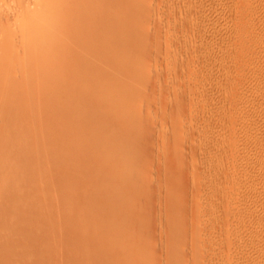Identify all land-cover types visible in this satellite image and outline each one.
I'll return each instance as SVG.
<instances>
[{
  "label": "rangeland",
  "instance_id": "374dc122",
  "mask_svg": "<svg viewBox=\"0 0 264 264\" xmlns=\"http://www.w3.org/2000/svg\"><path fill=\"white\" fill-rule=\"evenodd\" d=\"M70 1L69 0H0V7L3 9L5 7V9H4L5 11L3 9H1L0 15L2 14L1 16H5L7 14L6 18L4 17V20H2V19L1 20L5 21L7 19V17L11 18L12 16L15 18L14 19L12 17L10 19L11 21L10 20L8 21V19L6 20L7 22H10V23H8L9 25H7V23L5 25L4 23L6 21L2 23L1 20H0V24L1 23L4 24V27L6 26L5 28L7 30H8V26H9V30H11L12 25H14V23H17L18 26H20L19 24H21L20 23L21 20L19 22L15 21V20H17L19 18V16L21 17V15H23L22 16V19H23L24 16L30 14L31 11H29V10L32 9L33 6H35V5H33V3H35V2L38 4L40 3L41 5H48L50 7L52 6L51 8L56 7L59 4L57 6L58 9L62 8V2H63L66 5V7H65V5L63 4L64 5L63 8L65 7L66 10L67 9L69 10V8H67V6L70 7L69 6L70 3L73 4L74 2H78L79 5H76L77 3L75 4V7L77 6L76 7L77 9H79L78 6L80 7V4L82 6L84 4L85 7H89L88 10L90 9V7L93 11L96 10L95 9L96 6L92 7V3H91L92 0H90V4L88 3L89 0H87L88 2L87 1L85 2V0H70ZM93 1H95V0H93ZM96 1H98V0H96ZM101 1H103V0H101ZM111 1L114 2L115 0L104 1V4H102V6L104 5V7H105L104 9L106 11L104 9L102 11H99V13L102 12V14H100V15L98 14L100 17L97 15L95 16L94 19H96V20H94L95 22L92 21V25H88V23H91V22L87 23L86 21H91L93 18L92 14L95 15L94 13L97 14L98 13L97 10L99 8L102 9L99 6H97V7H99L96 10L97 12L96 11L93 12L90 9L91 11L87 10L88 11V12L86 11L87 13H83V14H86L85 16H87V14H88V18H90L91 20L90 19L85 20L84 15L81 13L83 11L80 10L83 7H81L79 9L81 12L79 10H77L78 13L80 12V14H82V15H79L80 21H78V22L76 21L78 19V14L76 15V11H75V14H73L74 13V11H73L74 7L72 9H70V11H72V13L68 11L69 14L71 13V14H73V16L74 15L77 16V18L75 20V19H73L72 15H71L72 18H70L71 16H69V14H68L69 18L73 19V21L69 20L68 16H67V18H65L66 15L61 16V13L65 14L64 13L65 9H63L64 12L61 10V12L56 13L58 11L57 7H56L57 11H55V9L53 8V10L55 11V13H54L53 10H52L53 12L51 11V8L50 9L48 8L49 12H50L49 14L51 16H53V14L54 15L58 14L57 15L58 17H59V15L61 16L59 18H56L57 21L55 20L57 23L60 22V24H61L60 25L61 28L58 27V29L54 26L55 29L59 30L58 32H61L63 30V28H65L64 30H66V31L64 33H66V36H67V34L69 35L68 30L70 29L71 25H73L74 23H76V24L79 23V25H78L79 27L77 25L75 27L74 26L75 24L73 25L75 27V28L74 27L71 28V29L74 28L73 32L76 31L77 34L80 33V35L82 33L83 34L84 33H88V34L94 33L93 34L94 39H92L93 37L91 35H90V39H89L88 34L87 35L85 34L86 36H84L82 34L84 37L83 36L81 37L79 35V37H81V39H79L80 42H76L75 41L76 37H75L74 41L76 43H73V42L71 43V41H72L71 40L72 38L70 39L71 34L69 37L67 36V38H66L65 34H63V31H62V35L65 36L64 39L60 36L62 38V40L58 39V38H60L59 34H58V36L56 35L58 32L55 34L56 36L54 35L55 38H57V40H55V38H54V40H52V39L46 40V38H50V37L53 38L54 37V36H51L52 32L50 33L51 35L48 34L49 33L48 32L46 38L44 36L46 34L43 35L44 38L41 35L42 36L41 40H43V39H45V40L43 42H40L39 41L40 40L39 39L40 34L35 35L36 32H34L35 33L34 34L35 39L31 38V40H30V38H29L30 36H29L28 37L29 39L27 40L25 38L28 35L25 37L23 35V33H20V36L17 39L16 37H18V34L20 32L18 30L20 27H17L16 26L17 24L14 25L17 27V30H15L16 29L15 27H13L15 29L11 30L12 32L14 30L18 31L17 33L14 32V36H12V38L14 37L18 41L20 40V42L18 44V42L13 38L12 40L14 41V44H13V42L12 43L9 42L8 44L10 47L13 45V50L10 47H9L10 48L9 50L13 51L14 53L7 50L8 53H12V55L14 56L15 53L19 54V51H21V52H23V55L25 57L26 51L25 52L22 51L21 48L24 50H27L26 49L27 46L24 47L25 45H28L31 47L34 46L36 48L32 47L33 49H35L34 54H32V53H31L32 55L28 54L31 57V58L29 57L30 59H28L29 64H27L28 62L26 61L28 56L26 58H24L25 60L23 59L24 61L23 60L21 61L22 58L19 59L20 60L19 61L18 59H16L15 56H14L15 58L12 56L11 59L12 60L16 59V61L11 60L12 61V65H11V62L9 60L11 54H10V56H8L9 57L8 61L10 62V65L9 64L7 65V63H6V65L4 64L5 67L7 66L6 69L8 68L7 71L8 70L10 71V73H8V74L5 73L6 71L5 72L3 71V73H5L4 74L5 77H6V74H7V77H9L11 74V75H14L13 78L16 79L15 77L17 75V81H15L13 79V82H17L16 84H18V85H16L17 86L16 88H15V85L14 86L12 85V86L16 90L18 89V91L12 90V92H14V93H12L11 91H10L11 93L9 92L10 94H13V95H11L13 97H14V95H17V96H15V101H17V102L13 101L14 103H12V104L16 103L15 105L12 106V104H10L11 102H8V105L10 104L11 107L16 106V108H17V109L11 108V109H13V112L15 111L14 114H16V115H14L13 113H11L13 117L11 116V114H8V112L6 111V110H8V109H6V107L8 108L9 106L6 105V107L3 108L4 107L3 103L5 101L2 102L1 101L2 99H0V102H1L0 112L3 114V115L0 114V116H1L0 117V264H60V263L61 264H96V263L97 264H121V263L122 264H134V263L135 264H255V263L256 264H264V253H263L264 252V246H263L264 245V241H263L264 240V224H263L264 219H261V217L262 218L264 217V215H263L264 214V192H263L264 191V172H263L264 171V164H263L264 163V155H263L264 154V147H263L264 141H262V140H264V131H263L264 130V121H263L264 120L263 119L264 118V108L263 107L264 106H262V105H264L263 104L264 103V100H263L264 99L263 98L264 97V89H263L264 88V85H263L264 84V58H263L264 57V54H263L264 53V37H263L264 36V32H263L264 31L263 30L264 29V26H263L264 25L263 24L264 23V19H263L264 18V5H263L264 0L263 1L262 0H237V1L236 0H142L141 2L139 0H137V1L134 0L136 4L132 0H122L123 3H121L122 2L121 0H116L114 3H112ZM129 2L132 3L134 6L133 5L131 6V4ZM30 3H32L31 5H33L32 8L28 9V7H27V8H25L26 10L25 9L22 10V8L29 6L28 4H30ZM67 3H69V5ZM95 3L96 2H94L93 5H96ZM98 3L99 2H97V4ZM106 3H108V4H106ZM118 3H120V5H118ZM126 3H128L127 7H129V8H127V10L129 9V11H126V12H128L129 14L130 13H132V14L127 15V16L125 15L126 16L125 17L123 15L126 12L125 13H122V12H124L123 10H126V8H125ZM60 5H61V7H59ZM113 5H114V7L112 8ZM120 6L124 7L125 9L121 8ZM37 7H39V5H37ZM106 7H108L109 9ZM118 7L120 10V13L119 12L117 13V11H119L117 9ZM136 7H137V9H136ZM35 8H36V6H35ZM76 8H74V9L76 10ZM111 8L113 9V11L111 10ZM114 8H115V10H114ZM134 8H135V10H134ZM138 8H139V10H138ZM141 8H142V10H141ZM37 9L38 8H36V10ZM85 9H83V10H85ZM197 9H198V11H196ZM9 10L11 11V13ZM130 10H132V11H130ZM249 10H250V12H249ZM35 11H33V12H35ZM40 11H41V9H40ZM40 11L39 12H38V10L36 11V12H38L36 14V19L39 18L38 20H40L43 17L42 15L45 13V10L44 11L42 10V12H44V13H42ZM114 11H116V12H114ZM139 12H141L142 16L139 14ZM114 13H117V15L115 14L116 19L113 16ZM46 14H44V15H46ZM49 14H47V15L49 16ZM119 14H121V17H123V19L127 20V21L124 20V22H125L126 26H129L131 28V30L128 29V31H127L124 22L121 23L119 20L120 18L119 19L117 18L119 16ZM136 14H137V16H136ZM47 15L45 16V19H46ZM90 15L92 16V18ZM101 15L103 16V18ZM9 16H11V17H9ZM51 16L48 17L49 18L48 21H52V20H54L53 19L54 17H57V16H53V18H52ZM80 16H83V17H81L82 20L80 19ZM138 16H140V17H138ZM50 17H51V20H50ZM98 17H99V19H98ZM112 17L114 19H112ZM143 17H144V19H143ZM205 17H206V19H205ZM0 18H2V17H0ZM141 18L143 19V22H142ZM228 18L230 20H228ZM64 19H68L69 22H68V20L63 21ZM123 19L121 18V21H123ZM211 19H212V21H211ZM260 19L261 20L263 19V20L261 21ZM43 20H41V21H43ZM83 20H85V21H83ZM115 20H118L117 23H115L116 22ZM130 20H132L133 22ZM12 21H13V23H11ZM45 21L48 22L47 20H45ZM74 21H76V22H74ZM81 21H83L86 24L83 23V25H82ZM209 21L212 23H210ZM260 21L263 23H261ZM64 22L67 23V25H66L67 27L64 26L62 28V26L65 24ZM103 22H104V24H103ZM155 22H156V24H155ZM105 23H106V25H105ZM113 23L115 26L113 25ZM129 23L130 24L133 23V25H131L132 27L129 25ZM202 23H203V25H202ZM101 24H102V26H101ZM108 24H109V26H108ZM154 24L156 27L154 26ZM254 24H256V25H254ZM57 25H59V24H57ZM80 25L84 26V27H80ZM49 26L50 25H48V27ZM112 26H114V28ZM116 26H118V27H116ZM141 26L142 27L144 26V27L142 28ZM241 26H242V28H241ZM4 27H3V29H5ZM208 27L210 28V30ZM50 28H53V25H51ZM80 28H81V30H80ZM96 28H98L100 31L98 29L96 30ZM111 28H113V30ZM116 28H118V29H116ZM132 28H133L134 32L137 33L136 35L138 37L140 36L138 39L139 41L137 40V42L135 40L138 37L135 35V33H134V35H132V33H133ZM261 28H263V29H261ZM3 29H0V31ZM89 30H90V32H89ZM106 30H108L109 33H111L113 35L109 34L108 31L106 32ZM122 30H126L127 32L126 31L124 32ZM129 30H130V32H129ZM138 30H140V31H138ZM153 30H154V32H152ZM69 31H72V30H69ZM97 31L99 33L102 32V33H100V34H102V35H100V37L102 36L101 40L103 38V41L101 43L98 42L99 39L96 37L97 35L99 36ZM119 31H121V32H119ZM141 31L142 32L144 31V32L141 33ZM1 32H3V31H1ZM7 32H9V31H7ZM54 32H56V30ZM122 32H124V33H122ZM220 32H221V34H220ZM38 33H39V31H38ZM103 33L105 34V36H103ZM125 33H128V34L125 35ZM2 34H0V35H2ZM11 34H13V33L9 32V35H11ZM21 34L23 36L22 39L24 41V44H23V41L21 40ZM115 34H118L119 36L120 35L122 36L124 34L125 36L123 35L122 36L123 38L120 41L119 38H121V37H119L118 35L114 36ZM142 34H143V36H141ZM260 34L262 35L263 39H262V37H260L261 36ZM48 35L50 37H48ZM60 35H61V33H60ZM72 35L74 36V34H72ZM94 35H96V36H94ZM108 35H109V37H107ZM4 37L8 38L10 36L6 35ZM4 37L2 38V36H1L2 39H4ZM36 37H38L39 40H36ZM124 37H126L125 40H124ZM134 37H136V39ZM83 38H85V39H83ZM140 38H142V39H140ZM224 38H226V39H224ZM2 39L0 40L1 49H2V46L4 47L2 42L5 44V48H6V44H7L6 42H8L7 41L8 39L6 40V38H5L4 41H2ZM127 39H129V40H127ZM79 40H78V36H77V41H79ZM93 40L98 42V43H96L97 45H94L95 42H93ZM117 40H119L120 42H118ZM140 40L141 41L143 40V42H141ZM223 40H225V42H223ZM233 40H235V41H233ZM261 40H262V43H261ZM107 41L110 44L106 43ZM115 41H116V44H114ZM128 41H130V42L133 41V42L131 44H130V42L127 43L128 44V47H127L126 46L127 44L125 45L124 43H126ZM81 42H82V44H81ZM117 42H118V45L121 42L124 45L120 44L118 46V48H116V50L113 47V49L115 50L114 55H113L112 54L113 49H111L112 48L111 44H113L114 46H117ZM201 43H202V45H201ZM18 45H21L20 46L21 48ZM91 45H92V47L94 46V48H92ZM99 45H100V47H99ZM101 45H103L104 47L103 46L101 47ZM109 45H111V46H109ZM121 45L126 46V47L125 48L123 47V49H122ZM97 46L100 49L97 48ZM135 46L136 47L138 46V48H136ZM17 47L19 49H17ZM261 47H263V48H261ZM15 48L17 49V51L18 50L19 51L15 52ZM107 48L111 49V51L110 50L107 51L106 50ZM132 48H135V50L136 49L139 50L138 51L139 54L141 52H142V54H140V55L135 54V52L137 53V51H135ZM201 48H202V50H201ZM203 48L205 51L203 50ZM259 48H260V50H259ZM117 49H120L121 52L125 51L127 49L126 50L127 52H123V54L127 53V56L129 57V59H131L130 63H129L128 59L126 62L123 60V59H125V57L121 59V57L126 56V54L123 55ZM131 49L135 52H132ZM104 50H106L108 53H111V55L109 54L108 57H106L107 52L105 54V57L109 62H107V60L104 57V53H105ZM211 50H212V53H211ZM240 50H242V51H240ZM66 51H67V54H66ZM128 51H131V52L128 53ZM29 52H30V50H29ZM2 53H3V50H2ZM58 53H59V55H58ZM96 53H98V55H101L103 53L100 57H102L104 60L102 58H97V59H99L98 60L99 62H100V60L104 61V62H100L101 63L100 65L101 66L103 65L102 66L103 68L100 67L98 65V63H96L97 61H95V60H97V59H95V57H99V56H96L97 55ZM99 53H101V54H99ZM238 53H239V55H238ZM0 54H1V51H0ZM3 54H5V53H3ZM21 54H19L20 56L19 55L18 56L23 57V55H21ZM65 54L68 55L67 58L66 57L63 58L65 56ZM115 54H120L121 57L119 55L116 56ZM131 54H135V56L136 55L139 56L140 60H139V58L138 59L136 58V60L138 62L140 61V63L142 61V63H141L142 66H141V64H139L140 66H137L138 62L136 60H134L135 62H132L133 61L132 58L134 55H132V58H131ZM26 55H27V53H26ZM62 55H64V56L61 57ZM91 55L92 56L95 55L94 58ZM186 55H187V57H186ZM192 55H193V57H192ZM213 55H214V58H212ZM53 56L56 57V58H54L55 60L51 58ZM111 56L113 58H111ZM114 56H115V58H114ZM72 57H73V59H72ZM85 57H86V59H88V61L86 60L87 63L84 61ZM118 57L120 58L121 63H120ZM3 58H5V57H3ZM3 58H0V60L4 61L5 59H3ZM62 58H63V60H61ZM108 58L111 59V62ZM116 58H117V60H115ZM34 59H35L36 63L38 62L37 64H32ZM92 59L94 60L93 61L94 63H92V64L95 65V63H96L97 64L96 66H98L97 68H96V66L94 67L92 64L89 65V63L92 62ZM134 59H135V57H134ZM222 59H224V60H222ZM262 59H263V61H262ZM17 60H18V62H17ZM30 60H31V62H30ZM72 60H73L74 64L71 63ZM78 60H80V61H78ZM82 60L84 61V63H81ZM188 60H189V62H188ZM233 60L235 61V62H233L234 64L232 63ZM258 60H259V62H258ZM5 61H7V60H5ZM199 61H200V63H199ZM21 62H23L22 63L23 69H22V67H21V69L19 67V66H21L20 65ZM35 62H33V63H35ZM112 62H113V64H112ZM127 62L129 65L130 64L131 65L129 66L127 64ZM229 62H231L232 64H230ZM16 63L17 64L20 63L19 66L14 65ZM85 63L88 65L86 66ZM108 64H109V66H108ZM115 64L117 65L116 68H114L116 66ZM122 64H124L125 68H127L126 66H129L128 69H131L132 64H133L134 66L131 70H133V69L136 70V69L141 68L139 70H136L137 72L140 73L141 76H139V73H137V72L128 71V69H126L128 72H131L129 75V73L127 71H126L127 72L126 73L125 70H123L124 68L122 69V66H121ZM91 65H92V68L94 67L95 72L91 68ZM110 65L111 66L113 65L112 69H111L112 70L111 71L112 76L115 75L118 77L120 75V76H122V78H123V76H127V75L131 76V77L123 78L124 80L121 79V77L119 76L118 78L121 79V82H120L121 85H120V83H118L119 82L118 79L113 78V80H115V81L118 80V82L114 81L111 84H109L110 86H108V87L109 88L111 87L110 89H112V91L118 90V92L116 91V94H118V95H115V96H113L115 94V92H113L114 93L113 94L112 91H110L109 88L106 86V85H108V81L112 80L110 78L107 79L108 74H106V77L104 75L103 79L100 78L103 83L100 80H98L99 79L98 76L100 75V77H101L102 75L100 74V72L98 74L97 69L101 68V69H99V71L102 70L101 71L102 74H105V72L107 71L106 70L107 68H108V71H110V68H111ZM0 66H1V64H0ZM9 66H11V67H9ZM30 66H33L32 67L33 69L29 68V71H28L29 73H28L26 70H28V67H30ZM53 66H54V68H53ZM105 66H106V68H104ZM119 66L121 67L122 70L118 68ZM207 66H208V68H207ZM12 67H15V69L16 70L18 69V70L14 73H11V71H14L12 69ZM34 67L37 69H35ZM175 67H176V69H175ZM89 68H91L92 71ZM6 69L4 68L3 70H6ZM46 69L47 70L48 69H52V70L55 69V70H53V71L51 70L48 73V71L46 72ZM78 69H80V70H78ZM31 70H32V72H31ZM103 71H105V72L103 73ZM120 71L121 72L124 71L123 75H121L122 73ZM207 71L209 72L210 75L207 74ZM226 71H228V72H226ZM46 73H47V75H45ZM93 73H94V75H93ZM95 73H97L98 75ZM111 73H109V74H111ZM216 73H217V75H216ZM124 74H126V75H124ZM232 74H233V76H232ZM242 74H243V76H242ZM4 75L2 74V76H1V74H0V76H1L0 81L2 80V77H3V79L7 78V77L5 78ZM93 76H96V78L94 77L96 80H94ZM112 76H111V78H112ZM132 76L140 77L141 81H139V78H137V77L134 78ZM215 76H216V78H215ZM10 77H12V76H10ZM104 77H105V79H104ZM117 77H115V78H117ZM225 77L227 78V80ZM9 78L7 79V81H9ZM151 78H152V80H151ZM256 78H258L259 80ZM11 79H10V81H11ZM77 79H78V81H77ZM125 79H126V81H125ZM127 79H129L130 81ZM211 79L214 81H212ZM253 79H254V82H253ZM136 80L138 81V83ZM249 80H250V82H249ZM7 81H6V83L8 86V85H10L9 84L10 81L9 82H7ZM79 81L82 83V85ZM90 81L93 82L94 86H92V82H90ZM226 81H228V82L226 83ZM1 82H0V85H1L0 88L3 86L2 88L5 91V95L4 94L3 95L6 97V95L8 94L6 91H8L9 86H8V88L6 87V89H4V87H5L4 85L6 83L4 84L5 81L3 83H1ZM72 82H74L75 85H72V84H74ZM77 82H79L80 85H79V83L77 84ZM85 82L88 83V85L90 83L89 86H91V88H93V89L91 90V88H90V90H88L89 86ZM131 82L136 83V86L134 84L132 85ZM10 83H12V82H10ZM113 83L114 84L117 83V85H114ZM95 84H97L98 86L101 84L99 87L102 89H103V87L104 88L106 87L105 89H103V93H99V91L102 92V90H99L98 93H96L98 86H96ZM259 84L261 87L259 86ZM69 85L71 86V88L73 86V89H69L70 88ZM77 85H79L80 88H81V86L85 85V88L82 87V89H84V90L87 89L88 91L83 90V92H80V89H78L77 91H79L81 93V95L79 93H78L79 95L73 94V92H76L74 89L77 87ZM124 86H127L126 89L128 87H130V88H128L129 91L130 90L133 91L132 88H134V91L136 93L138 92V94H136V93L134 94V91H133V94H134V96H133L132 92L130 91L132 94L131 97L137 96L136 98H138L137 101H139V103L137 101L135 102V100H136L135 98L132 100V103H135V105L134 104L132 105L129 102H125V100H123L124 102H122L121 97H122V99L123 98L127 99V101L130 98V101H131V97H130L131 94H130V92H128V89L127 90L124 89L125 88ZM138 86L141 88H137ZM94 87H95V90H94ZM246 87H248V88H246ZM255 87H257V88H255ZM63 88L67 89V90L65 91ZM11 89H13V88H11ZM33 89H35V90H33ZM68 89L72 90V93H69L70 99H72V98L74 99V97H76V95L78 96L77 97L78 99L76 98L74 100L73 99L69 100L68 99L69 94L67 96V92H69ZM137 89L141 90V92H139ZM259 89H260L261 93L259 92ZM262 89H263V91H262ZM30 90H33L34 92L31 93L32 91L30 92ZM121 90H125L129 94L125 95L126 92L124 93ZM236 90H237V92H236ZM90 91H93V93ZM106 91L108 94L106 93ZM200 91H201V93H200ZM1 92H3V91L1 90ZM84 92H86V93H84ZM120 92L121 93L123 92L122 94L125 96L123 97V95ZM180 92H181V94H180ZM187 92L189 94H186ZM225 92H227V93H225ZM247 92L248 93L251 92L249 94H252V95H249ZM256 92L258 93V95L256 94ZM30 93H31V95H30ZM139 93H142V95ZM94 94L96 96H94ZM228 94L229 95L231 94L233 97L231 95L229 96ZM63 95H66L67 97L63 96ZM100 95H102L104 97H102ZM254 95H256V96H254ZM1 96H2V93H0V98H1ZM33 96H35V97H33ZM62 96H63V98H65V100H63V101L64 102L67 101V102L64 103L62 101ZM117 96L120 98H118ZM252 96L254 98H252ZM260 96L261 97L263 96V97L261 98ZM80 97H83V98L80 99ZM245 97H247V98L245 99ZM148 98H150V99H148ZM60 99H61V101H60ZM84 99L86 100V102ZM94 99H95V101H94ZM103 99H106V100L108 99V100L104 101ZM116 99L119 100L118 104L119 103L120 104L118 105V107L120 108L122 106L121 109H124V107H123L124 103L125 104H128V103L131 104V105H128V107L129 106L133 107L132 108L133 111L132 110L129 111L127 108L124 110V112L129 111L130 114L133 112L131 116L128 115L129 112L125 113V115L127 114L129 117L135 118L134 123L133 122L131 123L130 121L128 122L129 119L133 120L132 118H128V116H127L128 120L125 119L126 116L124 117L121 115V118H120V115L118 116L119 113L118 112L116 113V111L120 112L121 109L116 110L117 109L116 108L117 104H115L117 101ZM177 99H179V100H177ZM191 99H192V101H191ZM239 99H240V101H239ZM3 100H6V99L3 97ZM9 100L12 101L13 98L11 97ZM89 100H92L93 105L90 104L91 102ZM97 100L99 101L98 103L102 104L101 102H104V104H105L104 106H106V105H109V106H106L107 108L104 107V109H103V107H102L103 105H100L98 103L96 105ZM243 100L245 103L243 102ZM87 101H88V106L86 105ZM109 101H112L113 104H111L112 102H109ZM58 102L61 105L58 104ZM106 102H108V104H106ZM212 103H213V105H212ZM83 104H85V105H83ZM136 104H137V106H136ZM236 104H237L238 108L236 107ZM242 104L245 106H243ZM248 104H249V106H248ZM82 105L84 106V108L81 107ZM90 105L93 107L92 109H91ZM112 105H115V108L113 106L112 110H114V111L116 110L114 112L117 114L116 116L113 114V111L110 110L111 109L110 106H112ZM199 105H200V107H199ZM135 106H136V108H135ZM219 106H222V107H219ZM86 107H88L90 110L87 109ZM100 107H102V108H100ZM126 107L127 106H125V108ZM95 108H96V110H95ZM98 108H100V109H98ZM239 108L240 109L242 108L241 109L242 113L245 112L244 113L245 116L241 113V110ZM258 108L260 111H257V113H256L255 110H258ZM93 109H94V111H93ZM105 109L106 110L108 109L107 111H105L106 114L103 111ZM135 110L137 113L134 112ZM205 110H206V112H205ZM248 110L252 111V112H249ZM3 111H4V113H3ZM8 111L10 112V110H8ZM108 111L109 112L111 111V115L112 114L114 115V116L112 115V117H115L116 119H113L111 117V115L108 113ZM254 111H255V113H254ZM86 112L88 113V115H90V114L91 115L88 116L86 114ZM89 112H90V114H89ZM93 112L95 114H93ZM124 112L122 110V114H124ZM259 112L262 114V116ZM102 113L106 115L108 120H104L105 118L101 120L100 117H101ZM235 113H237V114H235ZM6 114H8V115H6ZM108 114H109L110 118H108ZM120 114H121V112H120ZM137 114H138V117L136 116ZM99 115H100V117H99ZM134 115H135V117H134ZM230 115H232V116H230ZM238 115L239 116L241 115V116L239 117ZM142 116H144L145 118H143ZM227 116H229L230 118L229 117L227 118ZM251 116H252V118H251ZM88 117H90V118H88ZM97 117L100 119V121H99V119L96 120ZM220 117H222V118H220ZM117 118H119V119H117ZM136 118H137V120H136ZM201 119H202V121H201ZM12 120L15 123L14 125H12L13 127L10 124V123H13ZM93 120H94V122L92 123ZM117 120H119V122H121V124L122 123L125 124L126 122H128V124L130 123L129 126L127 125V123H126V125H123V124L122 125L127 126V128H129L133 131V133H132L133 139L136 142H138L136 144V142L130 140L134 143H132V147L130 146L131 147L130 152L128 151L129 150L128 147H127L128 150H127V148L124 149V150H127L128 155L122 149L124 151L123 153H126V154L122 155V159H120V155L118 158V154H119L118 152H120V151H118L117 149H119V147H121L119 145L120 144L119 142H121V141H122L121 143H123V141L126 142L125 140L126 139L128 140V138L127 137L123 138V136L126 133L129 134L130 132L128 129L127 131H125L126 133L124 135L120 136L121 135L120 133H122V131L120 132L117 130L118 132H120L119 134H118V132L116 133L115 130L113 131V129L110 128L111 126L109 127V125H111V124L113 125L114 122ZM253 120H255V121H253ZM256 120H257V122H256ZM96 121H99V122H96ZM246 121H248V122H246ZM33 122H34V124H33ZM109 122L110 123L113 122V123L109 124ZM261 122H263V123H261ZM21 123H22V125H21ZM95 123H97V124H95ZM137 123H138V125H137ZM143 123H144V125H143ZM218 123H220V124H218ZM8 124H10V128H11L10 131L11 132L10 131L8 132V130H9ZM116 124H118V126H119L118 121L113 126L116 127ZM132 124H135L136 126L134 127V125H132ZM250 124H251V126H249ZM252 125H253V127H252ZM255 125H256V128H255ZM3 126H4V128H3ZM187 126H189V127H187ZM20 127L21 128L24 127V128L21 129ZM33 127H34V129H33ZM120 127L121 126H119V128ZM209 127H211V128H209ZM260 127H261V129H260ZM12 128H15L16 132L14 129L12 130ZM243 128L245 131L243 130ZM262 128H263V130H262ZM1 129H2V131H1ZM19 129H20V131H19ZM98 129H100V130L102 129V130L100 131ZM108 129L110 130V134H105L106 131H107L106 133H109ZM123 129L124 128H121L119 130H123ZM207 129H208V131H207ZM234 129H236L238 132L235 131ZM251 129H253V130H251ZM97 130L100 133L102 132V134H99L100 136H98V137H100L101 141L97 140V139H99L96 137L97 136L96 133L98 134ZM111 130L113 131V133ZM124 130H126V129H124ZM124 130H123V132H124ZM134 130L136 133L138 132L137 135H135ZM249 130H250V132H249ZM12 131H14V132H12ZM29 131H30V133H29ZM178 131H179V133H178ZM239 131H241V132H239ZM94 133H95V136H93ZM236 133H238V134H236ZM261 133L263 134V136ZM86 134L87 135L90 134L91 138H88V136ZM91 134H93V135H91ZM103 134H105V135H103ZM111 134H113V135H111ZM138 134L140 137L138 136ZM225 134H226L227 138H226ZM234 134H236V136ZM35 135H36V138H35ZM101 135L104 137H102ZM134 135L137 136L138 138H136ZM240 135H242V136H240ZM126 136H129V135H126ZM131 136H129L130 139L132 138ZM213 137H215V138H213ZM247 137H248V139H247ZM249 137H250V139H249ZM258 137L260 138V140L261 139L262 140L260 141ZM86 138H88V139H86ZM109 138H111V139H109ZM205 138H206V140H205ZM236 138H238L237 139L238 141L236 140ZM251 138L253 140H251ZM116 139L118 140V142H116L117 141ZM120 139H122V140H120ZM226 139H229V140H226ZM223 140H224V142H223ZM244 140H246V141H244ZM37 141H38V143H37ZM92 141H94V142H92ZM95 141H96V143H95ZM99 141H100V143H99ZM193 141H194V143H193ZM74 142H75V144H74ZM77 142H78V144H77ZM178 142L180 144H178ZM249 142H250V144H249ZM25 143L27 144V146ZM98 143L101 144L99 146H101L102 148H100L98 146ZM105 143L106 144L108 143V144L106 145ZM113 143L115 146H113ZM116 143H119V144H116ZM184 143L186 146L184 145ZM223 143L224 144L226 143V144L224 145ZM33 144H35V145H33ZM72 144L74 146H72ZM123 144H121V145H123ZM128 144L129 143H127L126 145H123V147L127 146ZM133 144H135V146H133ZM66 145L69 147H72V148L69 149V147H67ZM103 145L105 146V148H103L104 147ZM116 145L119 147L117 148ZM182 145H184V146H182ZM248 145H249V148H248ZM257 145H259V146H257ZM63 146H66V147L64 148ZM96 146H98V148H95ZM241 146H243V147H241ZM255 146H257V147H255ZM24 147H25V149H24ZM113 147L114 148L116 147L115 148L116 150ZM258 147H260V148H258ZM108 148H110V150H108ZM220 148H222V149H220ZM253 148H255V149H253ZM98 149H99V151H98ZM103 149L108 150V151L106 150L108 152V155H107L106 151L104 150V154H105L104 157L105 158H103V156H101L103 153ZM131 149L133 151L135 150L136 153L132 152ZM137 149H139L138 152H137ZM206 149L209 151H206ZM215 149H217V150H215ZM63 150H66V151H63ZM224 150L226 151V153H224L225 152ZM71 151H72V153H71ZM73 151L75 152V155H74ZM116 151H118V152H116ZM242 151H243V153H242ZM62 152H63V154H62ZM83 152H86V153L88 152V153L86 155ZM89 152H92V153H89ZM111 152L114 154V156L111 155L112 154ZM58 153H60L61 155ZM81 153L83 155L85 154V156H83ZM208 153H209V155H208ZM115 154L117 156H115ZM232 154L234 157L232 156ZM39 155L41 157L45 158L44 161L45 162L47 161L46 162L47 165L45 163L43 164L42 163L43 161L41 162V160H43V158L41 159V157ZM68 155H70L71 157H69ZM88 155L91 158V160L88 157ZM97 155L98 156L100 155V156L98 157ZM77 156H79L81 159ZM91 156H93V157L96 156V157H98V159L102 157L103 159L101 158L100 160H98L97 158H95L97 160H94V158H92ZM110 156H112V157L109 158ZM123 156L128 157L125 160V162L127 161L129 165L132 163V165L129 168L127 167V164H124L125 162H123V166H126L128 169L133 168V170L135 171L134 172L132 170L131 171L132 173L130 174L129 173L130 171L127 170L129 173L128 177H127V175H128L127 171L125 172L123 170L124 167H123V169L120 168L122 166L121 161H123V159H124ZM38 157H39V159H38ZM107 157L109 158V160L106 159ZM114 157L118 158L117 159L118 161H119V159L121 161L118 162L116 159H114L115 161H113L112 158H114ZM236 157H238V158H236ZM254 157H255V159H254ZM76 158H77V160H75ZM78 158H79V160H78ZM87 158H88V161H87ZM240 158H242V159H240ZM66 159H68V160H66ZM82 160L83 161L85 160V163H87V164H85ZM92 160L95 162L92 163L93 162ZM110 160H112L113 162H110ZM105 161H107L108 163H106ZM116 161H117V163H115ZM74 162H76V163H74ZM89 162H91V163H89ZM233 162H234V164H233ZM236 162L237 163L239 162V164H237ZM254 162L257 164V166ZM110 163L111 164L114 163V166H113V164L111 166ZM119 163L121 164V166L119 165ZM235 163H236L237 167H236ZM240 163L243 164V165L241 164L242 167H241ZM115 164H117V166H119L120 170L117 166L115 167ZM73 165H77V166H73ZM95 165L98 167L96 168ZM57 166H60V167H57ZM71 166H73V167H71ZM107 166H111V167H109V170L106 171L105 169H108ZM80 167L82 168V170H84L83 172L80 169ZM101 167H102V170H101ZM135 167H137V168H135ZM57 168L59 170H57ZM74 168L75 169L79 168L78 170L80 172L75 170V171H77V173H76L75 171H73ZM115 168H116V170H115ZM217 168H218V170H217ZM60 169H61V171H60ZM71 169H72V171H70ZM93 169H94L93 172L94 173L96 172L98 174V175L96 174V176L98 177L96 179H99V180H97L96 184L93 183L94 180H91L92 182L90 181V179L93 177V173H92L90 179L87 178L90 175V173L92 172L91 170H93ZM96 169L97 170L99 169V171L101 170L100 173H98V171H96ZM235 169L236 170L239 169V170L236 171ZM256 169H258V170H256ZM55 170H57V172ZM103 170H105V171H103ZM111 170H112V172H111ZM121 170H122V173L127 174L126 177H124L125 175L124 176L122 175L125 179H123V178L121 179ZM225 170H227V171H225ZM47 171H49V172H47ZM67 171H69V172H67ZM102 171L105 172L106 175ZM108 171L111 173L109 174ZM239 171H242V172H239ZM52 172H54V173H52ZM60 172H61V174H60ZM70 172L73 175L71 176V174H70L67 177L66 175H68ZM74 172H75V174H74ZM118 172L120 175L118 174ZM245 172H247V173H245ZM133 173H134V175H133ZM135 173H136V175H135ZM248 173L249 174L251 173V174L249 175ZM99 174L100 175L103 174L104 179H103V176H100V178H99ZM240 174H242V175H240ZM258 174H259V176H258ZM94 176H95V174H94ZM101 177H102V179H101ZM111 177H112V179H111ZM134 177H135V179H134ZM85 178H87L88 183L90 181L91 184H93L95 186L94 187L93 185H91L95 189L94 188L91 189L90 185L88 186V183L86 182V180L84 181ZM114 178L117 181L118 180L122 181V183H120V181H118V182L116 180L114 181ZM131 179L132 180L134 179V180L131 181ZM229 179H230V181H229ZM128 180H130V181H128ZM83 181L85 182V184L82 183ZM102 181H105V182H102ZM106 181H107V184H106ZM113 181H114V183H113ZM86 183H87V185H86ZM98 183H100V185H101L100 188H98L100 186ZM102 183H104V184L102 185ZM131 183L132 184L134 183L133 184V187L135 186L134 189H131L132 185H129ZM239 183L241 185H239ZM254 183H255V185L253 186L252 184H254ZM73 184H74V186H73ZM121 184H125V185L128 184L127 187H125V185H122V186H124V189L126 188L128 191H130V193L132 192L131 190H134L133 192L137 191L136 192L137 194L134 193L135 194L134 195L132 192L131 193L132 195L128 196V194H130L128 192L127 196H125L123 193V195L125 196L124 197L125 199L123 200V202L120 201L121 199L119 201L117 200L118 203L117 202L116 203L118 205H116V203H115L116 200H114L113 197L116 196L119 199L120 195L117 196V194H120L122 192L120 190L121 188H123L121 186ZM80 186L82 188H80ZM230 186H231V189H230ZM83 187H85V188H83ZM86 187H89L90 191ZM108 187L110 189H108ZM238 187H239V189H238ZM97 188H98V190H97ZM102 188L104 189V192H102L103 191ZM112 188L114 189V191ZM116 188H117L118 192L116 191ZM244 188L246 189V191ZM251 188H253L254 190ZM106 189H108L109 192H106L107 191ZM100 190H101L102 195H104L103 197H102L101 193L99 195ZM247 190H248V192H247ZM91 191H92V193L90 194ZM252 191H253V193H252ZM259 191H261V192H259ZM96 192H98V193H96ZM238 192L240 195H242L243 198L241 196L239 197ZM88 193L90 195L93 194V196H87V195H89ZM108 193H109V195H108ZM111 193L113 195H111ZM242 193H244V194H242ZM125 194H126V192H125ZM110 195L112 196V198H110ZM99 196H101L102 199H99ZM87 197H88V199H86ZM90 197L91 198L94 197V198L91 199ZM126 197H128V198L130 197V199L129 200L127 199V201H126ZM246 197H247V199H246ZM250 197H251V199H250ZM104 198H105V200H106V198H108L107 199L108 202L107 201L104 202L103 201ZM240 198H242V200H243L242 202H240L241 201ZM252 198H254V199H252ZM136 199H138V200H136ZM220 200H222V201H220ZM253 200H254V202H253ZM111 201H114L115 204ZM128 201H129V204L127 203ZM133 201L134 202L136 201L135 202L136 204L133 203ZM237 201H238V203H237ZM234 202H235L236 206L234 205ZM112 203L114 205H116L118 208L115 206L116 207V208H114L115 213H114V211L113 212L111 211L113 214L110 213L108 215V217H110L111 214H112L111 217H114L115 216L114 214H116V213L118 214L122 210V209L121 210L119 209V206L122 207V204L126 203V204H128L127 206H129L130 204L133 205V207L131 206L132 212L131 213L129 212L130 213L129 214L127 211V213L129 215H127V213H125L126 210L124 211L125 208L127 209V207H125L126 206L125 205L124 206L125 208L123 207V210H122V212L119 213V215H116L115 218H113V219H110L111 217L109 218L110 221L111 220L113 221L117 218V222H116V220H115V222L114 221L110 222L114 226H112L111 224H107V223H109L108 218H107V221H108L107 223H106V219H105L107 214H108L107 212L108 211L110 212V210H113L114 205ZM109 204H112L111 205L112 209H110ZM143 204H145V205H143ZM241 204H243V205L241 206ZM89 205H91V207ZM101 205H102V207L105 206L107 208H105V210H103L104 207L103 208L100 207ZM87 206H88V208H87ZM142 206H143V208H142ZM250 207H253V208L250 209ZM80 208H83V209H80ZM134 208H136V209H134ZM138 208H139L140 212H139ZM231 208H232V210H231ZM96 209H97V211H96ZM129 209H130V206H129ZM244 209H245V211H244ZM49 210H51V211H49ZM101 210L106 212L105 218H101V217L99 218V216H101L100 213L101 214L103 213V211L101 212ZM213 210H214V212H213ZM256 210H257V212H256ZM116 211H118V212H116ZM86 212H88V213H86ZM133 212H134V214H133ZM93 214H96V215H93ZM131 214H132V216H136V217H132ZM254 214H255V216H254ZM258 214H259V216H258ZM104 215H102V217ZM174 215H175L176 219L174 218ZM235 215H236V217H235ZM95 216L97 218H95ZM123 216H125L124 217L125 219L123 218ZM118 217H120V218H118ZM128 217L133 218V219H131L132 223L128 221V219H129ZM204 217H206V219H204ZM221 217H222V219H221ZM225 217L228 220L225 219ZM246 217H247V219H246ZM250 217H252V219ZM92 218L96 219L95 221H93L94 223L92 222V220H93ZM97 219L99 221L100 220L102 221L103 219H105V220H103L104 222L103 221L99 222ZM118 219L120 221H123V223L124 222L125 223L122 224V222H119ZM124 220H127V221H124ZM254 220H256V221H254ZM204 221H205V223H204ZM245 221H246V223H245ZM247 221H249L250 223ZM31 222H33V223H31ZM95 222H96V224H95ZM126 222H127V227L125 226ZM147 222H148V224H147ZM236 222H238V223H236ZM34 223H37V224H35V225H37V227L35 226L36 228L31 229V226H33ZM90 223L93 225H91ZM101 223L104 225L100 227ZM128 223H130L131 225L129 224L130 226H128ZM247 223H248V225H246ZM84 224H85V226H84ZM89 224H90V227L88 226ZM94 224H95V226H94ZM241 224H243V225H241ZM259 224H263V225H259ZM118 225H120V227H118ZM251 225H252V227H251ZM92 226H93V229H96V230L91 229ZM115 226H116V229H115ZM121 226L125 227V228L122 227V229L125 232V237L127 236V240H125V238H124V235H123L124 232L121 231L122 230ZM80 227H81V229H80ZM112 227H114L116 233L114 231H112V230H114V229H111ZM130 227L134 228V229H131ZM143 227H144V230H143ZM243 227H244V229H243ZM139 228H141V230ZM257 228L258 229L260 228L261 232H259V230H257ZM118 229H121V230H119V232H118ZM126 229L128 230L127 232H126ZM172 229H174V230H172ZM132 230L134 232H131ZM162 231H164V232H162ZM104 232H105V235L103 236ZM112 232H114V234H112ZM128 232H130V233L126 234ZM248 232L251 233L252 235L248 234ZM131 233L132 234L136 233V234L132 235ZM195 233H196V235H195ZM108 234H110L111 236ZM245 234H246V236H245ZM121 235H122V239H121ZM134 235H136V237H133ZM145 235H146V237H145ZM168 235H170V236H168ZM101 236H103V238ZM128 236H131V237H128ZM259 236L260 237L262 236L261 237L262 239ZM104 237L106 238L105 242H103L105 240ZM186 237H188V239ZM242 237H244V238H242ZM130 238L132 239V241ZM137 238H138V242H137ZM129 239H130L129 243H131V244H129L127 242ZM133 239H134V242H133ZM242 239H243V241H242ZM260 239H261V241H260ZM116 240H118V241L116 242ZM120 240H123V242L125 244L118 243ZM144 240H146V241H144ZM120 242H122V241H120ZM126 242L128 243V245L126 244ZM132 242L134 243L133 244L134 247L132 246ZM154 242H155V244H154ZM176 242H177V244H176ZM229 243H230V245H229ZM125 245H127L129 248H127V246H125ZM135 245L136 246L138 245V246L136 247ZM170 245H172V246H170ZM250 245H252V246L250 247ZM118 247H119V249H118ZM120 247H124L123 248L124 250L121 248V253L118 252V251H120ZM176 247H177V249H176ZM248 247H249V249H248ZM140 248H142V249L140 250ZM125 249H126V252H124ZM180 249H181V251H180ZM138 250L140 252V255L138 253ZM226 250L229 252V255H228ZM136 251H137V253H136ZM248 251H249V253H248ZM240 252H241V254H240ZM256 253H260L261 256L259 254H256ZM134 254H136V255H134ZM133 255L135 256V258ZM225 255L226 256L228 255L227 256L228 259ZM202 257H205V258H202ZM132 258H134V259H132ZM259 258H260V260H259ZM125 259H126V261H125ZM127 260H129V261H127ZM133 260H135V261L133 262ZM136 261H137V263H136Z\"/></svg>",
  "mask_w": 264,
  "mask_h": 264
},
{
  "label": "bare ground",
  "instance_id": "6f19581e",
  "mask_svg": "<svg viewBox=\"0 0 264 264\" xmlns=\"http://www.w3.org/2000/svg\"><path fill=\"white\" fill-rule=\"evenodd\" d=\"M69 1H70V0H69ZM86 1H87V0H85V2H86ZM104 1H106V0H103V1H101V0H98V1L95 0V1H93V0H92V1H91V3H92V7H93V6H96V8H95L96 10H97L99 7L102 8V9L99 8L100 10H99V9L97 10L98 13H97V14L94 13L95 15H93L92 13L95 12L96 10L93 11V10L91 9V7H90V9L93 11V12L91 13L92 16H93V18H92V16L90 15L91 18H92V20H91L90 18H88V14H87V16H85L86 14H83V13H87V12L90 10V9L88 10L89 7H85L84 4H83V6L80 4V7L78 6V8L80 9L81 7H83V8L80 9L81 11H83V12H81L79 9L76 8L77 6L75 7V4H76V3H77L76 5H79L78 2H74L73 4L70 3V5H69V3H67V4L70 6V7L67 6V8H69V10H68V9H67V10L65 9L66 5H65L63 2H62V8H59V9H58L57 6H58L59 4L56 6L58 11L56 10V7H53V8L55 9V11H57L56 13L61 12V10L64 12L63 9H65V12H64L65 14L61 13V16H62V15H66L65 18H67L69 12L72 13V11H70V9H72V8L74 7V8H76V10L73 8V11H74L73 14H75V11H76V15L78 14V19L76 20L77 16L74 15V16H75V17H74L73 14H71V13L69 14V16L72 15V16H73V19H75V20L78 22V21H80V20H79V15H82V14H83L84 17H85V20H86V19H87V20H88V19L91 20V21H86L87 23H88V22H91V23H88V25H92V21L96 20V19H94L95 16H96V15L99 16L100 14H102V12L99 13V11H102V10L105 8L104 5L102 6V4H104ZM115 1H116V0H115ZM115 1H114V2H115ZM121 1H122V0H121ZM132 1H134V0H132ZM136 1H137V0H136ZM139 1L141 2L142 0H139ZM139 1H138V2H139ZM236 1H237V0H236ZM262 1H263V0H262ZM36 2H37V1H36ZM36 2L33 3V5H35L36 8H38V9H37L38 12H39L40 9H41L40 12H42V10H43V11L45 10V13L42 12V13H44V14H46V13L49 14V13H50V12H49V9H50L52 6L50 7V6H48V5H41L40 3L38 4V3H36ZM64 2H65V1H64ZM70 2H71V1H70ZM87 2H88V1H87ZM94 2H96V3H95L96 5H93ZM97 2H99L101 5H100L99 3H98L99 5H98ZM107 2H108V1H107ZM111 2L114 3L113 1H111ZM111 2H110V3H111ZM124 2H125V1H124ZM130 2H131V1H130ZM130 2H129V3H130ZM88 3L90 4V0H89ZM108 3H109V2H108ZM108 3H106V4H108ZM121 3H123V1H122ZM134 3H135V1H134ZM181 3H182V2H181ZM252 3H253V2H252ZM31 4H32V3L28 4L29 6H26V7H24V8L21 7L22 10L25 9V8H27V7H28V9H29V8H32L33 5H31ZM60 4H61V3H60ZM63 4L65 5L64 8H63V6H64ZM85 4H86V3H85ZM89 4H88V5H89ZM115 4H116V3H115ZM127 4H128V3H126V7H125L126 10H123V9H122V10L124 11V12H122V13H125L126 11H129V9L127 10V8H129V7H127V6H128ZM130 4H131V6L133 5L132 3H130ZM130 4H129V5H130ZM135 4H136V3H135ZM212 4H213V3H212ZM228 4H229V3H228ZM235 4H236V3H235ZM25 5H26V4H25ZM37 5H39V7H37ZM71 5H72V6H71ZM73 5H74V6H73ZM88 5H87V6H88ZM118 5H120V3H118ZM263 5H264V4H263ZM22 6H23V5H22ZM30 6H31V7H30ZM35 6H33V8L29 10V11H31V13L28 14V15H26V16H24L23 19H22V16H23V15H21V17L19 16L20 19L18 18L19 20H18V19L15 20V21H18V22L21 20V22H20L21 24H19L20 26H18L17 23H14V25L17 24L16 26H17V27H20V28L18 29L20 32H19V34H18V37H16L17 39L19 38L20 33H23V35H24L25 37L28 35L26 38L24 37V38L27 39V40H28L29 38H30V40H31V38H32V39H35V36H34L35 33H34V32H36L35 35L40 34V35H39V39H40V40L38 39V37H36V40H39L40 42H43V41L45 40V39H43V38H44V36H45V38L47 37V33H48V32H49L48 34H50V33L52 32V35H51V34H50V35H51V36H54V35L59 31V30H57L58 27L61 28V26H60V25H61L60 22H58V23L56 22V21H57L56 18L61 17L60 15H59V17H58V16H57L58 14H55V15L53 14V16H57V17H54V18H53V16H51V15L49 14V16H51L54 20H52V21H48V20H49V18H48L49 16L46 14L47 17H46V19H45V16H46V15L43 14V15H42L43 17H42L40 20H38L39 18L36 19V14H37L38 12H36L37 10H36ZM97 6H99V7H97ZM110 6H111V5H110ZM133 6H134V5H133ZM6 7H7V6H6ZM11 7H12V6H11ZM59 7H61V5H60ZM113 7H114V5L112 6V8H113ZM116 7H117V6H116ZM120 7H121V6H120ZM140 7H141V6H140ZM140 7H139V8H140ZM185 7H186V6H185ZM200 7H201V6H200ZM215 7H216V6H215ZM238 7H239V6H238ZM243 7H244V6H243ZM34 8H35V9H34ZM48 8H49V9H48ZM53 8H51V11L53 10ZM85 8H86V9H85ZM106 8H108V7H106ZM112 8H111V10L113 11ZM121 8H124V7H121ZM125 8H124V9H125ZM139 8H138V10H139ZM173 8H174V7H173ZM189 8H190V7H189ZM209 8H210V7H209ZM217 8H218V7H217ZM1 9H3V8L0 7V12H1ZM4 9H5V7H4ZM4 9H3V10H4ZM17 9H18V8H17ZM28 9H27V10H28ZM83 9H85V10H83ZM108 9H109V8H108ZM117 9L119 10V7H118ZM136 9H137V7H136ZM10 10H11V9H10ZM10 10H9V11H10ZM19 10H20V9H19ZM25 10H26V9H25ZM35 10H36V11H35ZM59 10H60V11H59ZM77 10H79L82 14H80V12L78 13ZM87 10H88V11H87ZM91 10H90V11H91ZM104 10H105V9H104ZM114 10H115V8H114ZM132 10H133V9H132ZM132 10H130V11H132ZM134 10H135V8H134ZM141 10H142V8H141ZM192 10H193V9H192ZM217 10H218V9H217ZM4 11H5V10H4ZM13 11H14V10H13ZM33 11H35V12H33ZM53 11H54V10H53ZM53 11H52V12H53ZM55 11H54V13H55ZM68 11H69V12H68ZM86 11H87V12H86ZM97 11H96V12H97ZM105 11H106V10H105ZM108 11H109V10H108ZM108 11H107V12H108ZM196 11H198V9H197ZM234 11H235V10H234ZM237 11H238V10H237ZM256 11H257V10H256ZM17 12H18V11H17ZM114 12H116V11H114ZM118 12L120 13V10L117 11V13H118ZM137 12H138V11H137ZM220 12H221V11H220ZM244 12H245V11H244ZM249 12H250V10H249ZM253 12H254V11H253ZM261 12H262V11H261ZM10 13H11V11H10ZM105 13H106V12H105ZM105 13H104V14H105ZM108 13H109V12H108ZM117 13H114V14H113V16H114L115 19H116L115 14L117 15ZM135 13H136V12H135ZM51 14H52V13H51ZM89 14H90V13H89ZM98 14H99V15H98ZM104 14H103V15H104ZM130 14H132V13H130ZM130 14H129L128 12H126L124 15H123V14H122V15H123V16H125V15L127 16V15H130ZM139 14L142 16L141 12H139ZM200 14H201V13H200ZM216 14H217V13H216ZM216 14H215V15H216ZM233 14H234V13H233ZM1 15H2V14H1ZM1 15H0V17H2V18H0V20H1V19L4 20V17L6 18V15H7V14H6L5 16H1ZM14 15H15V14H14ZM243 15H244V14H243ZM259 15H260V14H259ZM69 16H68V18H69ZM72 16H71L70 18H72ZM101 16H102V15H101ZM126 16H125V17H126ZM136 16H137V14H136ZM213 16H214V15H213ZM225 16H226V15H225ZM249 16H250V15H249ZM9 17H11V16H9ZM12 17H13V16H12ZM12 17H11V18H12ZM51 17H50V20H51ZM81 17H83V16H80V19H81ZM99 17H100V16H99ZM99 17H98V19H99ZM138 17H140V16H138ZM144 17H145V16H144ZM144 17H143V19H144ZM146 17H147V16H146ZM223 17H224V16H223ZM232 17H233V16H232ZM260 17H261V16H260ZM262 17H263V16H262ZM11 18H8V17H7L8 21H9ZM13 18H14V17H13ZM70 18H69V20H72V21H73V19H70ZM102 18H103V16H102ZM104 18H105V17H104ZM110 18H111V17H110ZM114 18L112 17V19H114ZM117 18H118V19L120 18L119 20H120L121 23L124 22V20H126V19H123V17H121V14H119V16H118ZM121 18L123 19V21H121ZM132 18H133V17H132ZM135 18H136V17H135ZM203 18H204V17H203ZM238 18H239V17H238ZM7 19H6V20H7ZM14 19H15V18H14ZM43 19H44V20H43ZM141 19H142V18H141ZM143 19H142V22H143ZM145 19H146V18H145ZM194 19H195V18H194ZM205 19H206V17H205ZM218 19H219V18H218ZM258 19H259V18H258ZM263 19H264V18H263ZM263 19H262V20H263ZM2 20H1V21H2ZM6 20H5V21H6ZM41 20H43V21H41ZM45 20H47L48 22H46ZM55 20H56V21H55ZM65 20H68V19H64L63 21H65ZM69 20H68V22H69ZM81 20H82V19H81ZM85 20H83V21H85ZM103 20H104V19H103ZM137 20H138V19H137ZM137 20H136V21H137ZM182 20H183V19H182ZM187 20H188V19H187ZM228 20H230V19L228 18ZM234 20H235V19H234ZM260 20H261V19H260ZM262 20H261V21H262ZM5 21H2V23L5 22ZM10 21H11V20H10ZM38 21H39V22H38ZM53 21H54V22H53ZM59 21H60V20H59ZM76 21H74V22H76ZM83 21H81L82 25H83V23H84ZM105 21H106V20H105ZM108 21H109V20H108ZM115 21H116L115 23H117L118 20H115ZM126 21H127V20H126ZM130 21H132V20H130ZM199 21H200V20H199ZM211 21H212V19H211ZM240 21H241V20H240ZM251 21H252V20H251ZM261 21H260V22H261ZM49 22H50V23H49ZM55 22H56V23H55ZM61 22H62V21H61ZM66 22H67V21H66ZM74 22H73V23H74ZM94 22H95V21H94ZM110 22H111V21H110ZM128 22H129V21H128ZM132 22H133V21H132ZM144 22H145V21H144ZM153 22H154V21H153ZM156 22H157V21H156ZM156 22H155V24H156ZM202 22H203V21H202ZM205 22H206V21H205ZM207 22H208V21H207ZM209 22H210V21H209ZM232 22H233V21H232ZM241 22H242V21H241ZM249 22H250V21H249ZM257 22H258V21H257ZM260 22H259V23H260ZM2 23L0 24V29H3L4 24L6 25V23H7V25H9L8 23H10V22H7V21H6L4 24H2ZM11 23H13V21H12ZM47 23H48V24H47ZM52 23H53V24H52ZM64 23H65V22H64ZM64 23H63V24H64ZM100 23H101V22H100ZM108 23H109V22H108ZM118 23H119V22H118ZM126 23H127V22H126ZM130 23H131V22H130ZM130 23H129L130 26L133 25V23H132V24H130ZM145 23H146V22H145ZM210 23H212V22H210ZM216 23H217V22H216ZM219 23H220V22H219ZM223 23H224V22H223ZM234 23H235V22H234ZM251 23H252V22H251ZM261 23H263V22H261ZM54 24H55V25H54ZM57 24H59V25H57ZM63 24H62V25H63ZM74 24H75V25H74ZM74 24H73V25H74L75 27H76V25H77V26L79 25V23H77V24L74 23ZM84 24H86V23H84ZM103 24H104V22H103ZM124 24H125V22H124ZM124 24H123V25H124ZM127 24H128V23H127ZM134 24H135V23H134ZM155 24H154V26H155ZM205 24H206V23H205ZM221 24H222V23H221ZM247 24H248V23H247ZM252 24H253V23H252ZM263 24H264V23H263ZM14 25H12L11 30H12V29H15V28H16L15 30H17V27L14 26ZM48 25H50V26L53 25V28H54V29H53V28H50V26L48 27ZM66 25H67V23H65V24L62 26V28H63L64 26H66ZM73 25H71V27H70V29H69V30H72V31H69V30H68L69 35L67 34V36L69 37L70 34H71V37H70V39L72 38V39H71V40H72L71 43H72V42H73V43L80 42L79 39H81V37H82L83 35L86 36L88 33H84V34L82 33L83 35H82V34L80 35V33L77 34V32H76L75 30H74L75 32H73V29L75 28ZM105 25H106V23H105ZM113 25H114V23H113ZM199 25H200V24H199ZM202 25H203V23H202ZM214 25H215V24H214ZM222 25H223V24H222ZM225 25H226V24H225ZM228 25H229V24H228ZM230 25H231V24H230ZM241 25H242V24H241ZM250 25H251V24H250ZM254 25H256V24H254ZM46 26H47V27H46ZM54 26H55L57 29H55ZM86 26H87V25H86ZM101 26H102V24H101ZM108 26H109V24H108ZM114 26H115V25H114ZM114 26H112V27L114 28ZM210 26H211V25H210ZM212 26H213V25H212ZM263 26H264V25H263ZM5 27H6V26H5ZM5 27H4V28H5ZM13 27H15V28H13ZM66 27H67V26H66ZM72 27H74V28L71 29ZM78 27H79V26H78ZM80 27H84V26H81V25H80ZM99 27H100V26H99ZM110 27H111V26H110ZM116 27H118V26H116ZM125 27H126L127 31H128V29L131 30V28H130L129 26H126V24H125ZM125 27H124V28H125ZM127 27H128V28H127ZM131 27H132V26H131ZM135 27H136V26H135ZM141 27H142V26H141ZM143 27H144V26H143ZM143 27H142V28H143ZM155 27H156V26H155ZM184 27H185V26H184ZM213 27H214V26H213ZM248 27H249V26H248ZM48 28H49V29H48ZM101 28H102V27H101ZM104 28H105V27H104ZM113 28H111V29L113 30ZM142 28H141V29H142ZM208 28H209V27H208ZM219 28H220V27H219ZM224 28H225V27H224ZM241 28H242V26H241ZM47 29H48V30H47ZM51 29H52V30H51ZM64 29H65V28H63V30H62V29H61V30L63 31V34H65V36H66V33H64L66 30H64ZM82 29H83V28H82ZM92 29H93V28H92ZM97 29H98V28H96V30H97ZM107 29H108V28H107ZM116 29H118V28H116ZM136 29H137V28H136ZM225 29H226V28H225ZM231 29H232V28H231ZM246 29H247V28H246ZM255 29H256V28H255ZM261 29H263V28H261ZM5 30H6V31H5ZM11 30H9V26H8V30L5 28V29L1 30V31H3V32L0 31V32H1L0 34L3 33L2 35H0V40H1L4 36H6V35H7V36H10V37H8V38H7V37H4V39H2V41H4L5 38H6V40L8 39V40H7L8 42H6V43H7V44H6V48H7V49L5 48V44L1 41L2 44L4 45V47L2 46V49H1V47H0V51H1V54H2V55L0 54V56H1L0 58L5 57V58H3V59H5V60H7V61H5V60H4V61H3V60H0V64H1V66H0V67H1L0 70H1L2 68H3V69H4V68L6 69V67H7V66L5 67L6 63H7V65H8V64L10 65V62H11V65H12V61H13V60L16 61V59L19 60V59L22 58V59H21V61H22L24 58H26V57L28 56V58H27V60H26V61L28 62V59L31 58L30 55L34 54V52H35V51H34L35 49H33V48H36V47H34V46H32V47H33V48H32L31 46L25 45L24 47L27 46V47H26L27 50H24V49H22V48L20 47L21 45H18V46L21 48L22 51H24V52L26 51V52H25V57H24V55H23V52H21V51L18 50V51H19V54L22 53L21 55H23V57H19L20 55L17 53V54L19 55V56H18V55L15 53V54L17 55V56H16V55L14 54V56L16 57V59H13V60H12L11 57H12L13 55H12V53H8V51H11V50H9L10 48L13 50V45L10 47L8 43H9V42H10V43L13 42V44H14V41L12 40L14 37L12 38V36H14V32L17 33L18 31H15V30H14V31L12 32ZM55 30H56V32H54ZM80 30H81V28H80ZM96 30H95V31H96ZM98 30H99V29H98ZM101 30H102V29H101ZM108 30H109V29H108ZM108 30H106V32H107ZM130 30H129V32H130ZM132 30H133V28H132ZM209 30H210V28H209ZM209 30H208V31H209ZM244 30H245V29H244ZM263 30H264V29H263ZM4 31H5V32H4ZM7 31H9L10 33H13V34L9 35V32H7ZM38 31H39V33H38ZM40 31H41V32H40ZM62 31H61V32H58L56 35L58 36V34H59V37L61 36V37L64 39L65 36L62 35ZM83 31H84V30H83ZM99 31H100V30H99ZM103 31H104V30H103ZM122 31L125 32L126 30H122ZM127 31H126V32H127ZM136 31H137V30H136ZM138 31H140V30H138ZM144 31H145V30H144ZM144 31H143V32H144ZM222 31H223V30H222ZM226 31H227V30H226ZM229 31H230V30H229ZM231 31H232V30H231ZM233 31H234V30H233ZM6 32H7L8 34H7ZM42 32H43V33H42ZM68 32H67V33H68ZM71 32H72V33H71ZM80 32H81V31H80ZM89 32H90V30H89ZM97 32H98V31H97ZM113 32H114V31H113ZM119 32H121V31H119ZM124 32H122V33H124ZM143 32L141 31V33H143ZM152 32H154V30H153ZM152 32H151V33H152ZM234 32H235V31H234ZM263 32H264V31H263ZM5 33H6V34H5ZM16 33H15V34H16ZM60 33H61V35H60ZM95 33H96V32H95ZM100 33H102V32H100ZM100 33L98 32L99 36H98V35H97V36L94 35V36H96V37L99 39L98 42L101 43V42L103 41V38H102V40H101V37H102V36L100 37V35H102V34H100ZM104 33H105V32H104ZM104 33H103V36H105V34H106V33H105V34H104ZM108 33H109V31H108ZM114 33H115V32H114ZM122 33H121V34H122ZM134 33H135V35L137 34V33L134 32V30H133L132 35H134ZM141 33H140V34H141ZM162 33H163V32H162ZM216 33H217V32H216ZM229 33H230V32H229ZM237 33H238V32H237ZM237 33H236V34H237ZM44 34H46V35H44ZM72 34H74V36H73ZM85 34H86V35H85ZM93 34H94V33H93ZM93 34H92V33H91V34H88L89 37H88V36H87V37L90 39V35L93 37ZM109 34H111V33H109ZM118 34H119V33H118ZM118 34H115L114 36H117ZM127 34H128V33H125V35H127ZM144 34H145V33H144ZM149 34H150V33H149ZM220 34H221V32H220ZM242 34H243V33H242ZM262 34H263V33H262ZM31 35H32V36H31ZM41 35H42V36L44 35L43 38H42L43 40H41V37H42ZM56 35H55V36H56ZM79 35H80L81 37H79ZM111 35H113V34H111ZM123 35H124V34H123ZM123 35H122V36H123ZM125 35H124V36H125ZM138 35H139V34H138ZM212 35H213V34H212ZM218 35H219V34H218ZM260 35H261V34H260ZM1 36H2V38H1ZM15 36H16V35H15ZM29 36H30V37H29ZM33 36H34V37H33ZM55 36L52 38V37H50V36L48 35V37H50V38H46V40H49V39H50V40H51V39L54 40ZM67 36H66V38H67ZM77 36H78V40H79V41H77ZM84 36H83V37H84ZM118 36H119V35H118ZM122 36H121V35L119 36V37H121V38H119L120 41H121L122 38H123ZM136 36H137V35H136ZM141 36H143V34H142ZM151 36H152V35H151ZM226 36H227V35H226ZM232 36H233V35H232ZM237 36H238V35H237ZM254 36H255V35H254ZM22 37H23V36H22V34H21V40L23 41ZM28 37H29V38H28ZM61 37L58 38V39H61V40H62ZM75 37H76V38H75ZM87 37H86V38H87ZM96 37H95V38H96ZM107 37H109V35H108ZM137 37H138V36H137ZM139 37H140V36H139ZM139 37H138L137 39H136V37H134V38L136 39V40H135L136 42H137V40L139 39ZM144 37H145V36H144ZM153 37H154V36H153ZM213 37H214V36H213ZM222 37H223V36H222ZM233 37H234V36H233ZM260 37H262V35H261ZM263 37H264V36H263ZM263 37H262V39H263ZM9 38H10V39H9ZM74 38L76 39V40H75L76 42L74 41ZM97 38H96V39H97ZM115 38H116V37H115ZM125 38H126V37H124V40H125ZM188 38H189V37H188ZM230 38H231V37H230ZM245 38H246V37H245ZM252 38H253V37H252ZM256 38H257V37H256ZM14 39H15V38H14ZM17 39H15V40H16V41L18 42V44H19L20 40L18 41ZM25 39H24V40H25ZM83 39H85V38H83ZM92 39H94V37H93ZM96 39H95V40H96ZM140 39H142V38H140ZM222 39H223V38H222ZM224 39H226V38H224ZM55 40H57V38H55ZM68 40H69V39H68ZM68 40H67V41H68ZM86 40H87V39H86ZM100 40H101V41H100ZM105 40H106V39H105ZM107 40H108V39H107ZM124 40H123V41H124ZM127 40H129V39H127ZM127 40H126V41H127ZM133 40H134V39H133ZM206 40H207V39H206ZM256 40H257V39H256ZM67 41H66V42H67ZM81 41H82V40H81ZM91 41H92V40H91ZM108 41H109V40H108ZM108 41H107L106 43H108ZM117 41L120 42L119 40H117ZM138 41H139V40H138ZM140 41H141V40H140ZM189 41H190V40H189ZM200 41H201V40H200ZM233 41H235V40H233ZM68 42H69V41H68ZM68 42H67V43H68ZM93 42H95L94 45H97L96 43H98V42H96V41H94V40H93ZM93 42H92V43H93ZM109 42H110V41H109ZM118 42H117V46H114L113 44H111V45H112V48H111V49H113V47H114V49L116 50V48H118V46H119L120 44H123V43L121 42V43H119V45H118ZM129 42H130V41H128V42H126V43H124V44L126 45V44L129 43ZM132 42H133V41H132ZM132 42H130V44H131ZM141 42H143V40H142ZM217 42H218V41H217ZM223 42H225V40H223ZM229 42H230V41H229ZM259 42H260V41H259ZM106 43H105V44H106ZM111 43H112V42H111ZM134 43H135V42H134ZM182 43H183V42H182ZM207 43H208V42H207ZM211 43H212V42H211ZM215 43H216V42H215ZM240 43H241V42H240ZM245 43H246V42H245ZM257 43H258V42H257ZM261 43H262V40H261ZM23 44H24V41H23ZM69 44H70V43H69ZM81 44H82V42H81ZM102 44H103V43H102ZM108 44H110V43H108ZM114 44H116V41L114 42ZM124 44H123V45H124ZM130 44H129V45H130ZM140 44H141V43H140ZM179 44H180V43H179ZM7 45H8V46H7ZM16 45H17V44H16ZM92 45H93V44H92ZM92 45H91V47H92ZM106 45H107V44H106ZM111 45H109V46H111ZM201 45H202V43H201ZM214 45H215V44H214ZM260 45H261V44H260ZM22 46H23V45H22ZM74 46H75V45H74ZM102 46H103V45H101V47H102ZM126 46L128 47V44H127ZM126 46H122V45H121L122 49H123V47L125 48ZM142 46H143V45H142ZM157 46H158V45H157ZM199 46H200V45H199ZM210 46H211V45H210ZM262 46H263V45H262ZM9 47H10V48H9ZM15 47H16V46H15ZM24 47H23V48H24ZM28 47H29V48H28ZM30 47H31V48H30ZM95 47H96V46H95ZM99 47H100V45H99ZM99 47L97 46V48H99ZM103 47H104V46H103ZM106 47H107V46H106ZM135 47H136V46H135ZM174 47H175V46H174ZM214 47H215V46H214ZM68 48H69V47H68ZM92 48H94V46H93ZM109 48H110V47H109ZM109 48H107L106 50H107V51H109V50L111 51V49H109ZM136 48H138V46H137ZM139 48H140V47H139ZM141 48H142V47H141ZM159 48H160V47H159ZM208 48H209V47H208ZM238 48H239V47H238ZM261 48H263V47H261ZM17 49H19V48L17 47ZM17 49L15 48V52H18ZM32 49H33V50H32ZM73 49H74V48H73ZM89 49H90V48H89ZM99 49H100V48H99ZM114 49L112 50V51H113V53H112L113 55H114V51H115ZM132 49L135 50V48H132ZM132 49H131V50H132ZM166 49H167V48H166ZM187 49H188V48H187ZM199 49H200V48H199ZM240 49H241V48H240ZM244 49H245V48H244ZM251 49H252V48H251ZM2 50H3V53H5V54L2 53ZM7 50H8V51H7ZM29 50H30V52H29ZM106 50H104L105 53L103 52V53H104V57H105V54H106V52H107ZM117 50L120 51V53H122V54H123V52H127V51H126L127 49H126L125 51H122V52H121L120 49H117ZM193 50H194V49H193ZM201 50H202V48H201ZM203 50H204V48H203ZM212 50H213V49H212ZM212 50H211V53H212ZM232 50H233V49H232ZM232 50H231V51H232ZM259 50H260V48H259ZM262 50H263V49H262ZM31 51H32V52H31ZM68 51H69V50H68ZM135 51H137V53H136ZM135 51L132 50V52H135V54L138 55V54H139V52H138L139 50L136 49ZM140 51H141V50H140ZM159 51H160V50H159ZM204 51H205V50H204ZM206 51H207V50H206ZM240 51H242V50H240ZM244 51H245V50H244ZM249 51H250V50H249ZM11 52H13V51H11ZM70 52H71V51H70ZM73 52H74V51H73ZM116 52H117V51H116ZM130 52H131V51H128V53H130ZM202 52H203V51H202ZM245 52H246V51H245ZM260 52H261V51H260ZM260 52H259V53H260ZM13 53H14V52H13ZM26 53H27V55H26ZM31 53H32V54H31ZM103 53H102V54H103ZM117 53H118V52H117ZM159 53H160V52H159ZM186 53H187V52H186ZM216 53H217V52H216ZM227 53H228V52H227ZM252 53H253V52H252ZM8 54H9V55H8ZM10 54H11V56H10ZM28 54H30V55H28ZM66 54H67V51H66ZM66 54H65V56L62 55L61 57L64 56L63 58H65V57L67 58L68 55H66ZM96 54H97L96 56H99V57H95V59H97V58H102V57H100V56L102 55L101 53H99V54H101V55H98V53H96ZM109 54L111 55V53H108V52H107L106 57H108ZM125 54H126V56H127V53H125ZM125 54H123V55H125ZM135 54H131V58H132V55H134L133 58H132V59H133L132 62H135L134 60H136V58H137V59L139 58V56H137V55L135 56ZM140 54H142V52H141ZM140 54H139V55H140ZM187 54H188V53H187ZM193 54H194V53H193ZM196 54H197V53H196ZM263 54H264V53H263ZM4 55H5V56H4ZM58 55H59V53H58ZM115 55H116V56H117V55L120 56V54H115ZM129 55H130V54H129ZM183 55H184V54H183ZM202 55H203V54H202ZM225 55H226V54H225ZM238 55H239V53H238ZM245 55H246V54H245ZM250 55H251V54H250ZM8 56H10V59H9L10 62L8 61V58H9ZM14 56H13V57H14ZM51 56H52V55H51ZM91 56H92V55H91ZM91 56H90V57H91ZM94 56H95V55H93L92 57L94 58ZM126 56H123V57L120 56V57H121V59L125 57V59H123V60L126 62L127 59H128V60H129V63H130V60H131V59H129V57H128V56L126 57ZM204 56H205V55H204ZM204 56H203V57H204ZM210 56H211V55H210ZM242 56H243V55H242ZM6 57H7V58H6ZM15 57H14V58H15ZM29 57H30V58H29ZM86 57H87V56H86ZM86 57H85V60H84V61L87 63L88 59H86ZM106 57H105V59H106ZM134 57H135V59H134ZM186 57H187V55H186ZM192 57H193V55H192ZM192 57H191V58H192ZM206 57H207V56H206ZM226 57H227V56H226ZM229 57H230V56H229ZM247 57H248V56H247ZM252 57H253V56H252ZM51 58L54 59V58H56V57L53 56V57H51ZM63 58H62L61 60H63ZM69 58H70V57H69ZM78 58H79V57H78ZM111 58H113V57L111 56ZM114 58H115V56H114ZM141 58H142V57H141ZM182 58H183V57H182ZM195 58H196V57H195ZM204 58H205V57H204ZM208 58H209V57H208ZM212 58H214V55H213ZM227 58H228V57H227ZM244 58H245V57H244ZM254 58H255V57H254ZM254 58H253V59H254ZM263 58H264V57H263ZM36 59H37V58H36ZM38 59H39V58H38ZM72 59H73V57H72ZM90 59H91V58H90ZM102 59H103V58H102ZM108 59H109V58H108ZM118 59H119V61H120V58H119V57H118ZM184 59H185V58H184ZM218 59H219V58H218ZM232 59H233V58H232ZM236 59H237V58H236ZM11 60H12V61H11ZM18 60H17V62H18ZM24 60H25V59H24ZM24 60H23V61H24ZM54 60H55V59H54ZM75 60H76V59H75ZM86 60H87V61H86ZM98 60H99V59L95 60V61H97L96 63H98V65H99L100 67H102L103 65L101 66V65H100L101 63H100V62H104V61H101V60H100V62H99ZM103 60H104V59H103ZM106 60H107V59H106ZM109 60H110V62H111V59H109ZM115 60H117V58H116ZM123 60H122V61H123ZM139 60H140V58H139ZM142 60H143V59H142ZM161 60H162V59H161ZM198 60H199V59H198ZM222 60H224V59H222ZM237 60H238V59H237ZM237 60H236V61H237ZM19 61H20V60H19ZM26 61H25V62H26ZM36 61H37V60H36ZM40 61H41V60H40ZM78 61H80V60H78ZM84 61L82 60L81 63H84ZM90 61H91V60H90ZM90 61H89V62H90ZM93 61H94V60L92 59V62H91V63L88 62L89 65L92 64V63H94ZM136 61H137V60H136ZM183 61H184V60H183ZM196 61H197V60H196ZM211 61H212V60H211ZM226 61H227V60H226ZM262 61H263V59H262ZM30 62H31V60H30ZM33 62H35V59H34ZM33 62H32V64H37V63H38V62H37V63H36V62L33 63ZM61 62H62V61H61ZM107 62H109V61L107 60ZM107 62H106V63H107ZM117 62H118V61H117ZM125 62H124V63H125ZM132 62H131V63H132ZM137 62H138V61H137ZM137 62H136V63H137ZM188 62H189V60H188ZM193 62H194V61H193ZM197 62H198V61H197ZM208 62H209V61H208ZM233 62H235V61L233 60L232 63H233ZM258 62H259V60H258ZM22 63H23V62H21V64L19 63L21 66H19V64H17V63L14 64V65L19 66L20 69H21V67H22V69H23ZM71 63H73V60L71 61ZM86 63H85V64H86ZM96 63H95V65H94V64H92V65L95 67V66L97 65ZM115 63H116V62H115ZM120 63H121V61H120ZM120 63H119V64H120ZM141 63H142V61H141ZM141 63H140V61H139L138 64H137V66H140L139 64H141ZM155 63H156V62H155ZM180 63H181V62H180ZM199 63H200V61H199ZM220 63H221V62H220ZM229 63L232 64L231 62H229ZM253 63H254V62H253ZM4 64H5V65H4ZM27 64H29V62H28ZM30 64H31V63H30ZM54 64H55V63H54ZM69 64H70V63H69ZM73 64H74V63H73ZM102 64H103V63H102ZM112 64H113V62H112ZM127 64H128V62H127ZM127 64H126V65H127ZM208 64H209V63H208ZM233 64H234V63H233ZM246 64H247V63H246ZM14 65H13V66H14ZM83 65H84V64H83ZM87 65H88V64H86V66H87ZM92 65H91V68H92ZM115 65H116V64H115ZM128 65H129V64H128ZM130 65H131V64H130ZM130 65H129V66H130ZM187 65H188V64H187ZM209 65H210V64H209ZM209 65H208V66H209ZM219 65H220V64H219ZM227 65H228V64H227ZM16 66H15V67H16ZM24 66H25V65H24ZM36 66H37V65H36ZM84 66H85V65H84ZM84 66H83V67H84ZM108 66H109V64H108ZM110 66H111V65H110ZM112 66H113V65H112ZM112 66H111V68H110V71H108V68L106 69L107 71L105 70L106 72L103 71V73L105 72V74H102V72H101L102 70L99 71V69H101V68L97 69V70H98V71H97L98 74H99V72H100V74L102 75L101 77H100V75L98 76V78H99L98 80L101 81V79H103V76H104V75H105V77H106V74H108L107 79L110 78V79L113 80V78H114V79H118V80H119V82H118V80H116V81H115V80H113V81L110 80L111 82L108 81V85H106L107 83L103 80V81L106 83L105 85H106L107 87L110 86L109 84H111V83L114 82V81L120 83V82H121V79H123V78H127V77H131V76H129L131 72H128V71L137 72L136 70L141 69V68H139V69H136V70H135V69L131 70V69L133 68V66H134L133 64H132V68H131V69H128L129 66H126L127 68H125V67H124V64H122V65H121V66H122V69L124 68L123 70H125V72L127 71L126 69H128L127 72L129 73V75H127V76H123V78H122V76L119 75V76L121 77V79H120V78H118L119 76H118V77L115 76V75L112 76V73H111V71H112V70H111V69H112ZM141 66H142V64H141ZM193 66H194V65H193ZM195 66H196V65H195ZM198 66H199V65H198ZM208 66H207V68H208ZM233 66H234V65H233ZM257 66H258V65H257ZM9 67H11V66H9ZM15 67H12V69H13L14 71H11V73H14V72H16V71L18 70V69L16 70ZM26 67H27V66H26ZM32 67H33V66L28 67V70H26V71L28 72V71H29V68H30V69H33ZM51 67H52V66H51ZM69 67H70V66H69ZM73 67H74V66H73ZM78 67H79V66H78ZM89 67H90V66H89ZM94 67H93L92 69H93V71L95 72ZM97 67H98V66H96V68H97ZM116 67H117V65H116L114 68H116ZM135 67H136V66H135ZM184 67H185V66H184ZM201 67H202V66H201ZM221 67H222V66H221ZM226 67H227V66H226ZM230 67H231V66H230ZM34 68H35V67H34ZM48 68H49V67H48ZM53 68H54V66H53ZM64 68H65V67H64ZM71 68H72V67H71ZM87 68H88V67H87ZM91 68H89V69L91 70ZM102 68H103V67H102ZM104 68H106V66H105ZM118 68L121 69L120 66H119ZM118 68H117V69H118ZM136 68H137V67H136ZM181 68H182V67H181ZM191 68H192V67H191ZM191 68H190V69H191ZM194 68H195V67H194ZM194 68H193V69H194ZM196 68H197V67H196ZM199 68H200V67H199ZM202 68H203V67H202ZM205 68H206V67H205ZM232 68H233V67H232ZM3 69L1 70L2 72L0 71L1 76H2V74L4 75L5 73H7V74L10 73L9 70H8L9 72L7 71L8 68H7L6 70H3ZM9 69H10V68H9ZM35 69H37V68H35ZM122 69H121V70H122ZM145 69H146V68H145ZM175 69H176V67H175ZM223 69H224V68H223ZM10 70H11V69H10ZM51 70H52V69H48V70L46 69V72L48 71V73H49V71H51ZM53 70H55V69H53ZM53 70H52V71H53ZM78 70H80V69H78ZM113 70H114V69H113ZM134 70H135V71H134ZM204 70H205V69H204ZM209 70H210V69H209ZM232 70H233V69H232ZM245 70H246V69H245ZM254 70H255V69H254ZM3 71H4V72L6 71V72L3 73ZM44 71H45V70H44ZM91 71H92V70H91ZM91 71H90V72H91ZM179 71H180V70H179ZM224 71H225V70H224ZM31 72H32V70H31ZM63 72H64V71H63ZM70 72H71V71H70ZM74 72H75V71H74ZM77 72H78V71H77ZM107 72H108V73H107ZM113 72H114V71H113ZM120 72H121V71H120ZM127 72H126V73H127ZM141 72H142V71H141ZM200 72H201V71H200ZM203 72H204V71H203ZM205 72H206V71H205ZM226 72H228V71H226ZM231 72H232V71H231ZM242 72H243V71H242ZM28 73H29V72H28ZM109 73H111V74H109ZM117 73H118V72H117ZM117 73H116V74H117ZM121 73H122V74H121ZM121 73H120V74L123 75L124 71L121 72ZM137 73H139V72H137ZM146 73H147V72H146ZM146 73H145V74H146ZM168 73H169V72H168ZM243 73H244V72H243ZM7 74H6V77H7ZM15 74H16V73H15ZM74 74H75V73H74ZM95 74H97V73H95ZM98 74H97V75H98ZM135 74H136V73H135ZM135 74H134V75H135ZM141 74H142V73H141ZM153 74H154V73H153ZM153 74H152V75H153ZM193 74H194V73H193ZM207 74H209L208 71H207ZM228 74H229V73H228ZM233 74H234V73H233ZM233 74H232V76H233ZM250 74H251V73H250ZM254 74H255V73H254ZM18 75H19V74H18ZM45 75H47V73H46ZM93 75H94V73H93ZM97 75H96V76H97ZM124 75H126V74H124ZM142 75H143V74H142ZM146 75H147V74H146ZM154 75H155V74H154ZM209 75H210V74H209ZM213 75H214V74H213ZM216 75H217V73H216ZM219 75H220V74H219ZM230 75H231V74H230ZM230 75H229V76H230ZM246 75H247V74H246ZM1 76H0V78H1ZM10 76H12V77H10ZM10 76H9L10 78H9V77L6 78L5 75H4V77H5L6 79H3V77H2V80H1L2 82L0 81L1 83H3V82L5 81V82H4V84H5L8 78H9V81H10V79L12 78L11 81H10V82H12V83H10L9 81H7V82H9V84H10V85H8L10 89L8 88L7 83L4 85V86H5L4 89H6V87L8 88V91H6V92L8 93V94L6 93V94H7L6 97L4 96V95H5V91H4L3 88H2L3 86L0 88V89L3 91V92H1V90H0V93H2V96H1L0 99H2V100H1L2 102L5 101V102L3 103V104H4V105H3V106H4L3 108H5L6 105H8V102H11L10 104H12V103H14V102H17V101H15V96H17V95H14V97H13V96H11V95H13V94H10V93L12 92V90H16L15 88L17 87L16 85H18V84H16L17 82H13V79H14L13 77H14V75H11V74H10ZM72 76H73V75H72ZM96 76H93V78H94V77L96 78ZM111 76H112V78H111ZM139 76H141L140 73H139ZM203 76H204V75H203ZM242 76H243V74H242ZM105 77H104V79H105ZM115 77H117V78H115ZM132 77H134V76H132ZM135 77H137V76H135ZM135 77H134V78H135ZM154 77H155V76H154ZM238 77H239V76H238ZM249 77H250V76H249ZM252 77H253V76H252ZM252 77H251V78H252ZM254 77H255V76H254ZM15 78H16V79H14V80L17 81V75H16ZM59 78H60V77H59ZM61 78H62V77H61ZM67 78H68V77H67ZM73 78H74V77H73ZM95 78H94V80H96ZM100 78H101V79H100ZM137 78H139V81H141V80H140V77H137ZM186 78H187V77H186ZM201 78H202V77H201ZM205 78H206V77H205ZM208 78H209V77H208ZM215 78H216V76H215ZM225 78H226V77H225ZM51 79H52V78H51ZM63 79H64V78H63ZM71 79H72V78H71ZM75 79H76V78H75ZM107 79H106V80H107ZM245 79H246V78H245ZM256 79H258V78H256ZM3 80H4V81H3ZM82 80H83V79H82ZM92 80H93V79H92ZM123 80H124V79H123ZM123 80H122V81H123ZM127 80H129V79H127ZM151 80H152V78H151ZM208 80H209V79H208ZM211 80H212V79H211ZM226 80H227V78H226ZM241 80H242V79H241ZM258 80H259V79H258ZM261 80H262V79H261ZM72 81H73V80H72ZM77 81H78V79H77ZM100 81H99V82H100ZM125 81H126V79H125ZM129 81H130V80H129ZM132 81H133V80H132ZM136 81H137V80H136ZM212 81H214V80H212ZM246 81H247V80H246ZM55 82H56V81H55ZM62 82H63V81H62ZM74 82H75V81H74ZM74 82H72V83H74ZM79 82H80V81H79ZM79 82H77V84H78ZM90 82H92V81H90ZM99 82H98V83H99ZM101 82H102V81H101ZM134 82H135V81H134ZM148 82H149V81H148ZM200 82H201V81H200ZM206 82H207V81H206ZM224 82H225V81H224ZM227 82H228V81H226V83H227ZM249 82H250V80H249ZM253 82H254V79H253ZM14 83H15V84H14ZM69 83H70V82H69ZM80 83H81V82H80ZM80 83H79V85H80ZM85 83H86V82H85ZM95 83H96V82H95ZM98 83H97V84H98ZM102 83H103V82H102ZM125 83H126V82H125ZM131 83H132V82H131ZM137 83H138V81H137ZM212 83H213V82H212ZM226 83H225V84H226ZM237 83H238V82H237ZM260 83H261V82H260ZM86 84L88 85V83H86ZM86 84H85V85H86ZM97 84H95V85L98 86ZM113 84H114V83H113ZM123 84H124V83H123ZM133 84L136 86V83H132V85H133ZM143 84H144V83H143ZM170 84H171V83H170ZM2 85H3V84H2ZM12 85H13V86L15 85V88H14ZM33 85H34V84H33ZM72 85H75V83L72 84ZM79 85H77V87H78ZM81 85H82V83H81ZM85 85H84V86H81V88H80V86H79L78 88L76 87L77 89L75 88L74 90H75L77 93H76V92H73V94H78V93H79V94L81 95L80 92H83L84 89H82V87L85 88ZM87 85H86V86H87ZM89 85H90V83H89ZM89 85H88V86H89ZM100 85H101V84H100ZM100 85H99V86H100ZM114 85H117V83L114 84ZM118 85H119V84H118ZM120 85H121V83H120ZM139 85H140V84H139ZM157 85H158V84H157ZM172 85H173V84H172ZM208 85H209V84H208ZM249 85H250V84H249ZM263 85H264V84H263ZM0 86H1V85H0ZM34 86H35V85H34ZM69 86H70V85H69ZM88 86H87V87H88ZM92 86H94V85H93V82H92ZM96 86H95V87H96ZM99 86H98V89L96 88V89H97V92H96V93H98L99 90H102V92L99 91V93H103V89H105L106 87H105V88L103 87V89H102V88H100ZM102 86H103V85H102ZM161 86H162V85H161ZM219 86H220V85H219ZM223 86H224V85H223ZM229 86H230V85H229ZM229 86H228V87H229ZM256 86H257V85H256ZM259 86H260V84H259ZM35 87H36V86H35ZM74 87H75V86H74ZM95 87H94V90H95ZM124 87H125V88H124ZM124 87H123V88H124L125 90H127L128 88H130V87H128V88L126 89L127 86H124ZM131 87H132V86H131ZM158 87H159V86H158ZM158 87H157V88H158ZM214 87H215V86H214ZM214 87H213V88H214ZM260 87H261V86H260ZM11 88H13V89H11ZM68 88H69V87H68ZM88 88H89L88 90H90L91 86H89ZM108 88H109V87H108ZM110 88H111V87H110ZM110 88H109V90L112 91V89H110ZM115 88H116V87H115ZM115 88H114V89H115ZM137 88H141V87L138 86ZM146 88H147V87H146ZM232 88H233V87H232ZM246 88H248V87H246ZM255 88H257V87H255ZM35 89H36V88H35ZM35 89H33V90H35ZM63 89H64V88H63ZM69 89H73V86H72V88H71V86H70ZM69 89H68V90H69ZM78 89H80V92L77 91ZM92 89H93V88H91V90H92ZM132 89H133V91H134V88H132ZM171 89H172V88H171ZM230 89H231V88H230ZM249 89H250V88H249ZM249 89H248V90H249ZM263 89H264V88H263ZM263 89H262V91H263ZM33 90H30V92L32 91L31 93H33V92H34ZM64 90L66 91L67 89H64ZM74 90H73V91H74ZM85 90H87V89H85ZM85 90H84V91H85ZM88 90H87V91H88ZM119 90H120V89H119ZM125 90H121V91H123V92L125 93V92H126ZM137 90H138L139 92H141V90H139V89H137ZM137 90H136V91H137ZM142 90H143V89H142ZM196 90H197V89H196ZM241 90H242V89H241ZM251 90H252V89H251ZM10 91H11V92H10ZM16 91H18V89H17ZM16 91H15V92H16ZM87 91H86V92H87ZM116 91L118 92V90H115V91L113 90V91H112V93L115 92V94L113 93L114 95L112 94L113 96L118 95V94H116ZM130 91H131V90H130ZM130 91H129V89H128V92H130ZM133 91H131L132 94H133ZM146 91H147V90H146ZM173 91H174V90H173ZM226 91H227V90H226ZM257 91H258V90H257ZM9 92H10V93H9ZM86 92H84V93H86ZM90 92L93 93V91H90ZM90 92H89V93H90ZM123 92H122V93H123ZM128 92H126L125 95H128V94H129ZM131 92H130V94H131ZM157 92H158V91H157ZM230 92H231V91H230ZM236 92H237V90H236ZM251 92H252V91H251ZM251 92H249V93H251ZM259 92H260V89H259ZM12 93H14V92H12ZM31 93H30V95H31ZM69 93H72V90H69V92H67V96H68ZM87 93H88V92H87ZM94 93H95V92H94ZM106 93H107V91H106ZM120 93H121V92H120ZM122 93H121V94H122ZM135 93H136V92L134 91V94H135ZM142 93H143V92H142ZM142 93H139V94L142 95ZM146 93H147V92H146ZM198 93H199V92H198ZM200 93H201V91H200ZM225 93H227V92H225ZM239 93H240V92H239ZM247 93H248V92H247ZM247 93H246V94H247ZM249 93H248V94H249ZM260 93H261V92H260ZM3 94H4V95H3ZM9 94H10V95H9ZM16 94H17V93H16ZM79 94H78V95H79ZM107 94H108V93H107ZM107 94H106V95H107ZM121 94H120V95H121ZM132 94L130 95V97L132 96ZM134 94H133V96H134ZM136 94H138V92H137ZM143 94H144V93H143ZM180 94H181V92H180ZM186 94H189V93L187 92ZM221 94H222V93H221ZM256 94L258 95L257 92H256ZM8 95H9L10 97H9ZM97 95H98V94H97ZM120 95H119V96H120ZM122 95H123V94H122ZM122 95H121V96H122ZM125 95H123V97H124ZM196 95H197V94H196ZM198 95H199V94H198ZM202 95H203V94H202ZM225 95H226V94H225ZM228 95H229V94H228ZM230 95H231V94H230ZM230 95H229V96H230ZM249 95H252V94H249ZM259 95H260V94H259ZM262 95H263V94H262ZM7 96H8L9 98H8ZM63 96H66V95H63ZM63 96H62V101L65 100V98H63ZM67 96H66V97H67ZM74 96H75V95H74ZM94 96H96V95L94 94ZM100 96H102V95H100ZM109 96H110V95H109ZM113 96H112V97H113ZM145 96H146V95H145ZM149 96H150V95H149ZM176 96H177V95H176ZM199 96H200V95H199ZM231 96H232V95H231ZM241 96H242V95H241ZM254 96H256V95H254ZM3 97H4L6 100H3ZM11 97L13 98L12 101L9 100ZM33 97H35V96H33ZM71 97H72V96H71ZM77 97H78V96L76 95V97H74V99H76ZM89 97H90V96H89ZM98 97H99V96H98ZM102 97H104V96H102ZM107 97H108V96H107ZM112 97H111V98H112ZM117 97H118V96H117ZM128 97H129V96H128ZM128 97H127V98H128ZM136 97H137V96H136ZM136 97H131V101H130V98H129L128 101H127V99H124V98L122 99V97H121V100H122V102H124L123 100H125V102H129V103H131L132 105H133V104L135 105V103H132V100L135 98V99H136L135 102H136L137 99H138V98H136ZM139 97H140V96H139ZM171 97H172V96H171ZM232 97H233V96H232ZM236 97H237V96H236ZM247 97H248V96H247ZM247 97H245V99H246ZM260 97H261V96H260ZM262 97H263V96H262ZM262 97H261V98H262ZM7 98H8V99H7ZM36 98H37V97H36ZM81 98H83V97H80V99H81ZM95 98H96V97H95ZM118 98H120V97H118ZM118 98H117V99H118ZM125 98H126V97H125ZM140 98H141V97H140ZM199 98H200V97H199ZM240 98H241V97H240ZM248 98H249V97H248ZM252 98H254V97L252 96ZM256 98H257V97H256ZM258 98H259V97H258ZM263 98H264V97H263ZM66 99H67V98H66ZM68 99H69V100H72V99H73V98L70 99V94H69V98H68ZM74 99H73V100H74ZM77 99H78V98H77ZM114 99H115V98H114ZM114 99H113V100H114ZM117 99H116V100H117ZM148 99H150V98H148ZM173 99H174V98H173ZM175 99H176V98H175ZM227 99H228V98H227ZM241 99H242V98H241ZM243 99H244V98H243ZM245 99H244V100H245ZM259 99H260V98H259ZM8 100H9V101H8ZM34 100H35V99H34ZM37 100H38V99H37ZM39 100H40V99H39ZM47 100H48V99H47ZM69 100H68V101H69ZM84 100H85V99H84ZM92 100H93V99H92ZM92 100H89V101L91 102V103H90L91 105H93ZM101 100H102V99H101ZM103 100L105 101L106 99H103ZM107 100H108V99H107ZM107 100H106V101H107ZM111 100H112V99H111ZM116 100H115V101H116ZM121 100H120V101H121ZM139 100H140V99H139ZM177 100H179V99H177ZM224 100H225V99H224ZM237 100H238V99H237ZM244 100H243V102H244ZM247 100H248V99H247ZM253 100H254V99H253ZM256 100H257V99H256ZM263 100H264V99H263ZM263 100H262V101H263ZM13 101H14V102H13ZM60 101H61V99H60ZM94 101H95V99H94ZM118 101H119V100H117L116 103H115V104H117V106H116L117 109H116V110H120L121 107H122V106H121L122 104L120 105V106H121L120 108L118 107V105L120 104V103L118 104ZM140 101H141V100H140ZM168 101H169V100H168ZM172 101H173V100H172ZM187 101H188V100H187ZM191 101H192V99H191ZM228 101H229V100H228ZM230 101H231V100H230ZM239 101H240V99H239ZM258 101H259V100H258ZM258 101H257V102H258ZM63 102H64V101H63ZM65 102H67V101H65ZM65 102H64V103H65ZM71 102H72V101H71ZM83 102H84V101H83ZM83 102H82V103H83ZM85 102H86V100H85ZM98 102H99V101L97 100L96 105H97ZM109 102H112V101H109ZM133 102H134V101H133ZM137 102L139 103V101H137ZM156 102H157V101H156ZM198 102H199V101H198ZM200 102H201V101H200ZM205 102H206V101H205ZM231 102H232V101H231ZM233 102H234V101H233ZM241 102H242V101H241ZM248 102H249V101H248ZM252 102H253V101H252ZM254 102H255V101H254ZM72 103H73V102H72ZM79 103H80V102H79ZM101 103H102V104H100V103H98V104L103 105V106H102L103 109H104V107L107 108L106 106H109V105L104 106V105H105L104 102H101ZM129 103H128V104H125V103H124V105H123L124 109H121V110H120L121 114H120L119 111H116V110H115L116 113H117V112L119 113L118 116L120 115V118H121V115L124 116V117L126 116L125 119H127V116H128V115H129V116L132 115L133 112L130 114L129 111H131V110L133 111V109H132L133 107H131V106L128 107V105H131V104H129ZM244 103H245V102H244ZM260 103H261V102H260ZM0 104H1V102H0ZM10 104L8 105V106H9L8 108L6 107V109L10 110V112H9L8 110H6V111L8 112V114H11V113L14 114L15 111L13 112V109H11V108H15V109H17V108H16V106L11 107ZM15 104H16V103H15ZM15 104H12V106L15 105ZM58 104H60V103L58 102ZM62 104H63V103H62ZM80 104H81V103H80ZM94 104H95V103H94ZM106 104H108V102H106ZM111 104H113V102H112ZM111 104H110V105H111ZM192 104H193V103H192ZM198 104H199V103H198ZM201 104H202V103H201ZM237 104H238V103H237ZM237 104H236V107H237ZM263 104H264V103H263ZM60 105H61V104H60ZM66 105H67V104H66ZM83 105H85V104H83ZM83 105H82L81 107L84 108ZM86 105L88 106V101H87V104H86ZM91 105H90V106H91ZM212 105H213V103H212ZM216 105H217V104H216ZM219 105H220V104H219ZM242 105H243V104H242ZM1 106H2V105H1ZM94 106H95V105H94ZM113 106H114V108H115V105H112V106H110L111 109H110V108H109V109H110L111 111H113V114L116 116L117 114L114 113V112H115L114 110H112ZM125 106H127V107L125 108ZM136 106H137V104H136ZM136 106H135V108H136ZM191 106H192V105H191ZM214 106H215V105H214ZM233 106H234V105H233ZM243 106H245V105H243ZM243 106H242V107H243ZM248 106H249V104H248ZM252 106H253V105H252ZM254 106H255V105H254ZM256 106H257V105H256ZM262 106H264V105H262ZM262 106H261V107H262ZM49 107H50V106H49ZM77 107H78V106H77ZM102 107H100V108H102ZM176 107H177V106H176ZM199 107H200V105H199ZM212 107H213V106H212ZM219 107H222V106H219ZM257 107H258V106H257ZM71 108H72V107H71ZM74 108H75V107H74ZM86 108L89 109L88 107H86ZM86 108H85V109H86ZM92 108H93V107L91 106V109H92ZM100 108H98V109H100ZM118 108H119V109H118ZM127 108H128L129 111L124 112V110L127 109ZM130 108H131V109H130ZM135 108H134V109H135ZM213 108H214V107H213ZM217 108H218V107H217ZM237 108H238V107H237ZM244 108H245V107H244ZM250 108H251V107H250ZM263 108H264V107H263ZM56 109H57V108H56ZM65 109H66V108H65ZM76 109H77V108H76ZM78 109H79V108H78ZM81 109H82V108H81ZM220 109H221V108H220ZM239 109H240V108H239ZM241 109H242V108H241ZM241 109H240V110H241ZM246 109H247V108H246ZM246 109H245V110H246ZM0 110H1V109H0ZM11 110H12V111H11ZM48 110H49V109H48ZM89 110H90V109H89ZM89 110H88V111H89ZM95 110H96V108H95ZM107 110H108V109H107ZM107 110L105 109V110H103V111L105 112V111H107ZM122 110H123L124 114H122ZM240 110H239V111H240ZM261 110H262V109H261ZM51 111H52V110H51ZM78 111H79V110H78ZM83 111H84V110H83ZM86 111H87V110H86ZM93 111H94V109H93ZM98 111H99V110H98ZM100 111H101V110H100ZM111 111H110V112L108 111V113H109L110 115H111ZM223 111H224V110H223ZM228 111H229V110H228ZM228 111H227V112H228ZM237 111H238V110H237ZM248 111H249V110H248ZM255 111H256V113H257V111H260V110H259V108H258V110H255ZM255 111H254V113H255ZM49 112H50V111H49ZM72 112H73V111H72ZM95 112H96V111H95ZM127 112H129V114H128V115H127V114L125 115V113H127ZM134 112L137 113L136 110H135ZM205 112H206V110H205ZM249 112H252V111H249ZM262 112H263V111H262ZM3 113H4V111H3ZM47 113H48V112H47ZM219 113H220V112H219ZM232 113H233V112H232ZM241 113H242V110H241ZM244 113H245V112H244ZM244 113H242V114L244 115ZM254 113H253V114H254ZM259 113H260V112H259ZM0 114H2V113L0 112ZM8 114H6V115H8ZM86 114L88 115L87 112H86ZM86 114H85V115H86ZM89 114H90V112H89ZM93 114H95V113L93 112ZM93 114H92V115H93ZM98 114H99V113H98ZM105 114H106V112H105ZM105 114H103V113H102V115L100 114L101 117H100V115H99V117L101 118V120L104 119V118H105L104 120H108ZM109 114H108V118H110V117H109ZM113 114H112V115H113ZM223 114H224V113H223ZM235 114H237V113H235ZM242 114H241V115H242ZM249 114H250V113H249ZM260 114H261V113H260ZM2 115H3V114H2ZM14 115H16V114H14ZM36 115H37V114H36ZM42 115H43V114H42ZM90 115H91V114H90ZM90 115H88V116H90ZM112 115H111V117H112ZM114 115H113V116H114ZM241 115H240V116H241ZM251 115H252V114H251ZM255 115H256V114H255ZM11 116H12V114H11ZM69 116H70V115H69ZM103 116H104V117H103ZM129 116H128V118H132V117H129ZM136 116L138 117V114H137ZM180 116H181V115H180ZM191 116H192V115H191ZM193 116H194V115H193ZM225 116H226V115H225ZM230 116H232V115H230ZM238 116H239V115H238ZM240 116H239V117H240ZM244 116H245V115H244ZM248 116H249V115H248ZM261 116H262V114H261ZM0 117H1V116H0ZM5 117H6V116H5ZM12 117H13V116H12ZM32 117H33V116H32ZM47 117H48V116H47ZM53 117H54V116H53ZM102 117H103V118H102ZM134 117H135V115H134ZM142 117L145 118L144 116H142ZM154 117H155V116H154ZM209 117H210V116H209ZM215 117H216V116H215ZM228 117H229V116H227V118H228ZM236 117H237V116H236ZM236 117H235V118H236ZM246 117H247V116H246ZM256 117H257V116H256ZM88 118H90V117H88ZM112 118H113V119H116L115 117H112ZM140 118H141V117H140ZM191 118H192V117H191ZM217 118H218V117H217ZM220 118H222V117H220ZM220 118H219V119H220ZM229 118H230V117H229ZM241 118H242V117H241ZM244 118H245V117H244ZM244 118H243V119H244ZM251 118H252V116H251ZM257 118H258V117H257ZM70 119H71V118H70ZM97 119H99V118L97 117L96 120H97ZM113 119H112V120H113ZM117 119H119V118H117ZM132 119H133V120H130V119H129V120L127 119V120H128V122L130 121L131 123H132V122L134 123V119H135V118H132ZM138 119H139V118H138ZM183 119H184V118H183ZM197 119H198V118H197ZM197 119H196V120H197ZM204 119H205V118H204ZM208 119H209V118H208ZM248 119H249V118H248ZM255 119H256V118H255ZM259 119H260V118H259ZM263 119H264V118H263ZM104 120H103V121H104ZM136 120H137V118H136ZM136 120H135V121H136ZM231 120H232V119H231ZM9 121H10V120H9ZM37 121H38V120H37ZM99 121H100V119H99ZM99 121H96V122H99ZM117 121H118V123H119V126H121L120 128H119L118 124H116V127L113 126L115 123H117ZM117 121H115V122L113 121V122H114L113 125L111 124V123H113V122H111V123L109 122V124H111V125H109V124H108V125H109V127L111 126L110 128H112L113 131L115 130L116 133H117L118 131H120V132L122 131L123 134L120 133V132H118V134L120 133V134H121L120 136H122V135H124V134L126 133L125 131H127V130L129 129V128H127V126H123V125H126V123H127V125L129 126L130 123L128 124V122H126L125 124L122 123V124H123V125H122L121 122H119V120H117ZM191 121H192V120H191ZM193 121H194V120H193ZM201 121H202V119H201ZM206 121H207V120H206ZM211 121H212V120H211ZM236 121H237V120H236ZM240 121H241V120H240ZM242 121H243V120H242ZM248 121H249V120H248ZM248 121H246V122H248ZM250 121H251V120H250ZM253 121H255V120H253ZM263 121H264V120H263ZM12 122H13V123H10L11 126L15 124L13 120H12ZM93 122H94V120L92 121V123H93ZM209 122H210V121H209ZM232 122H233V121H232ZM256 122H257V120H256ZM258 122H259V121H258ZM48 123H49V122H48ZM160 123H161V122H160ZM199 123H200V122H199ZM233 123H234V122H233ZM250 123H251V122H250ZM261 123H263V122H261ZM5 124H6V123H5ZM10 124H8V126H9V127H8V128H9L8 132H9L10 129H11V128H10ZM33 124H34V122H33ZM59 124H60V123H59ZM86 124H87V123H86ZM90 124H91V123H90ZM90 124H89V125H90ZM95 124H97V123H95ZM135 124H136V123H135ZM135 124H132V125H134V127H135V126H136ZM140 124H141V123H140ZM176 124H177V123H176ZM188 124H189V123H188ZM209 124H210V123H209ZM218 124H220V123H218ZM255 124H256V123H255ZM3 125H4V124H3ZM21 125H22V123H21ZM82 125H83V124H82ZM137 125H138V123H137ZM143 125H144V123H143ZM198 125H199V124H198ZM212 125H213V124H212ZM238 125H239V124H238ZM258 125H259V124H258ZM30 126H31V125H30ZM42 126H43V125H42ZM83 126H84V125H83ZM112 126H113L114 128H113ZM117 126H118V127H117ZM145 126H146V125H145ZM179 126H180V125H179ZM242 126H243V125H242ZM247 126H248V125H247ZM249 126H251V124H250ZM12 127H13V126H12ZM14 127H15V126H14ZM18 127H19V126H18ZM28 127H29V126H28ZM77 127H78V126H77ZM81 127H82V126H81ZM90 127H91V126H90ZM141 127H142V126H141ZM176 127H177V126H176ZM187 127H189V126H187ZM252 127H253V125H252ZM258 127H259V126H258ZM3 128H4V126H3ZM6 128H7V127H6ZM15 128H16V127H15ZM15 128H12V130H13V129L15 130ZM20 128H21V127H20ZM23 128H24V127H23ZM23 128H21V129H23ZM110 128H109V129H110ZM115 128H116V129H115ZM121 128H124V129H126V130L123 129V130H124V132H123V130H119V129H121ZM137 128H138V127H137ZM203 128H204V127H203ZM209 128H211V127H209ZM248 128H249V127H248ZM255 128H256V125H255ZM25 129H26V128H25ZM33 129H34V127H33ZM71 129H72V128H71ZM90 129H91V128H90ZM106 129H107V128H106ZM106 129H105V130H106ZM109 129H108V130H109ZM132 129H133V128H132ZM135 129H136V128H135ZM181 129H182V128H181ZM184 129H185V128H184ZM212 129H213V128H212ZM241 129H242V128H241ZM257 129H258V128H257ZM260 129H261V127H260ZM17 130H18V129H17ZM27 130H28V129H27ZM98 130H100V129H98ZM98 130H97L98 134H97L96 132H95V133H96V135H97L96 137L99 138V139H97V140H100V137H98V136H100L99 134H102V132L100 133ZM101 130H102V129H101ZM101 130H100V131H101ZM117 130H118V131H117ZM136 130H137V129H136ZM158 130H159V129H158ZM201 130H202V129H201ZM205 130H206V129H205ZM209 130H210V129H209ZM234 130L237 131L236 129H234ZM238 130H239V129H238ZM243 130H244V128H243ZM247 130H248V129H247ZM251 130H253V129H251ZM262 130H263V128H262ZM1 131H2V129H1ZM5 131H6V130H5ZM19 131H20V129H19ZM32 131H33V130H32ZM39 131H40V130H39ZM94 131H95V130H94ZM111 131H112V130H111ZM113 131H112V133H113ZM155 131H156V130H155ZM207 131H208V129H207ZM227 131H228V130H227ZM244 131H245V130H244ZM244 131H243V132H244ZM254 131H255V130H254ZM263 131H264V130H263ZM10 132H11V131H10ZM12 132H14V131H12ZM15 132H16V130H15ZM35 132H36V131H35ZM72 132H73V131H72ZM92 132H93V131H92ZM106 132H107V131H106ZM106 132H105V134H110V130H109V133H106ZM129 132H130L129 134L126 133V134L123 136V138H126V137H127L129 141L126 139V140H125L126 142L123 141L124 144L121 143L122 141L119 142L120 144H119V143H116V144H119V145L122 147V148H121V147H119V146L116 145L117 148H118V147H119V149L121 148L120 150L117 149V150L120 151V152L116 151V152L119 153V154H118V158H119V155H120V159H122V155H124V154H126V153H127V155H128V152H127L128 148H129L128 151L130 152V148L132 147V143L136 142V141L133 139V134H132L133 131H132L131 129H129ZM134 132H135V130H134ZM237 132H238V131H237ZM239 132H241V131H239ZM249 132H250V130H249ZM29 133H30V131H29ZM81 133H82V132H81ZM95 133H94V135H93V134H91V135L95 136ZM137 133H138V132H137ZM137 133L135 132V135H137ZM142 133H143V132H142ZM176 133H177V132H176ZM178 133H179V131H178ZM181 133H182V132H181ZM181 133H180V134H181ZM228 133H229V132H228ZM247 133H248V132H247ZM253 133H254V132H253ZM34 134H35V133H34ZM42 134H43V133H42ZM105 134H103V135H105ZM114 134H115V133H114ZM174 134H175V133H174ZM195 134H196V133H195ZM201 134H202V133H201ZM236 134H238V133H236ZM236 134H234V135L236 136ZM240 134H241V133H240ZM248 134H249V133H248ZM257 134H258V133H257ZM261 134H262V133H261ZM261 134H260V135H261ZM17 135H18V134H17ZM32 135H33V134H32ZM36 135H37V134H36ZM36 135H35V138H36ZM40 135H41V134H40ZM71 135H72V134H71ZM86 135H87V134H86ZM86 135H85V136H86ZM111 135H113V134H111ZM111 135H110V136H111ZM126 135H129V136L132 135V136H131L132 138L130 139L129 136H126ZM135 135H134V136H135ZM250 135H251V134H250ZM87 136H88V138H91L90 134L87 135ZM89 136H90V137H89ZM101 136H102V135H101ZM106 136H107V135H106ZM118 136H119V135H118ZM138 136H139V134H138ZM178 136H179V135H178ZM196 136H197V135H196ZM212 136H213V135H212ZM225 136H226V134H225ZM240 136H242V135H240ZM252 136H253V135H252ZM255 136H256V135H255ZM262 136H263V134H262ZM40 137H41V136H40ZM75 137H76V136H75ZM77 137H78V136H77ZM79 137H80V136H79ZM82 137H83V136H82ZM96 137H95V138H96ZM102 137H104V136H102ZM135 137L138 138L137 136H135ZM139 137H140V136H139ZM156 137H157V136H156ZM215 137H216V136H215ZM215 137H213V138H215ZM35 138H34V139H35ZM71 138H72V137H71ZM88 138H86V139H88ZM93 138H94V137H93ZM119 138H120V137H119ZM123 138H122V139H123ZM206 138H207V137H206ZM206 138H205V140H206ZM226 138H227V136H226ZM254 138H255V137H254ZM258 138H259V137H258ZM262 138H263V137H262ZM15 139H16V138H15ZM19 139H20V138H19ZM38 139H39V138H38ZM73 139H74V138H73ZM84 139H85V138H84ZM109 139H111V138H109ZM109 139H108V140H109ZM122 139H120V140H122ZM193 139H194V138H193ZM201 139H202V138H201ZM237 139H238V138H236V140H237ZM247 139H248V137H247ZM249 139H250V137H249ZM91 140H92V139H91ZM93 140H94V139H93ZM116 140H117V139H116ZM123 140H124V139H123ZM130 140H132V141H134V142H132V141H130ZM188 140H189V139H188ZM226 140H229V139H226ZM242 140H243V139H242ZM251 140H253V139L251 138ZM251 140H250V141H251ZM255 140H256V139H255ZM259 140H260V138H259ZM261 140H262V139H261ZM261 140H260V141H261ZM78 141H79V140H78ZM100 141H101V140H100ZM100 141H99V143H100ZM203 141H204V140H203ZM231 141H232V140H231ZM234 141H235V140H234ZM237 141H238V140H237ZM237 141H236V142H237ZM244 141H246V140H244ZM260 141H259V142H260ZM262 141H264V140H262ZM21 142H22V141H21ZM61 142H62V141H61ZM71 142H72V141H71ZM92 142H94V141H92ZM114 142H115V141H114ZM116 142H118V140H117ZM223 142H224V140H223ZM242 142H243V141H242ZM37 143H38V141H37ZM72 143H73V142H72ZM95 143H96V141H95ZM99 143H98V146L101 145V144H99ZM127 143H129V144H128L127 146H124V147H123V145H126ZM137 143H138V142H136V144H137ZM193 143H194V141H193ZM204 143H205V142H204ZM229 143H230V142H229ZM25 144H26V143H25ZM48 144H49V143H48ZM57 144H58V143H57ZM69 144H70V143H69ZM69 144H68V145H69ZM74 144H75V142H74ZM77 144H78V142H77ZM105 144H106V143H105ZM105 144H104V145H105ZM107 144H108V143H107ZM107 144H106V145H107ZM121 144H123V145H121ZM178 144H180V143L178 142ZM189 144H190V143H189ZM223 144H224V143H223ZM225 144H226V143H225ZM225 144H224V145H225ZM230 144H231V143H230ZM249 144H250V142H249ZM251 144H252V143H251ZM253 144H254V143H253ZM22 145H23V144H22ZM33 145H35V144H33ZM95 145H96V144H95ZM104 145H103V146H104ZM106 145H105V146H106ZM184 145H185V143H184ZM184 145H182V146H184ZM201 145H202V144H201ZM218 145H219V144H218ZM232 145H233V144H232ZM26 146H27V144H26ZM66 146H67V145H66ZM66 146H63V147L65 148ZM72 146H74V145L72 144ZM92 146H93V145H92ZM98 146H96L95 148H98ZM105 146H104L103 148H105ZM108 146H109V145H108ZM113 146H115L114 143H113ZM130 146H131V147H130ZM133 146H135V144H133ZM185 146H186V145H185ZM213 146H214V145H213ZM222 146H223V145H222ZM233 146H234V145H233ZM239 146H240V145H239ZM244 146H245V145H244ZM257 146H259V145H257ZM257 146H255V147H257ZM67 147H69V146H67ZM87 147H88V146H87ZM99 147L102 148L101 146H99ZM127 147H128V148H127ZM136 147H137V146H136ZM211 147H212V146H211ZM218 147H219V146H218ZM220 147H221V146H220ZM226 147H227V146H226ZM226 147H225V148H226ZM229 147H230V146H229ZM229 147H228V148H229ZM241 147H243V146H241ZM263 147H264V146H263ZM27 148H28V147H27ZM37 148H38V147H37ZM60 148H61V147H60ZM70 148H72V147H69V149H70ZM91 148H92V147H91ZM95 148H94V149H95ZM113 148H114V147H113ZM115 148H116V147H115ZM115 148H114V149H115ZM126 148H127V150H124V149H126ZM183 148H184V147H183ZM209 148H210V147H209ZM212 148H213V147H212ZM245 148H246V147H245ZM245 148H244V149H245ZM248 148H249V145H248ZM258 148H260V147H258ZM24 149H25V147H24ZM57 149H58V148H57ZM57 149H56V150H57ZM62 149H63V148H62ZM78 149H79V148H78ZM111 149H112V148H111ZM122 149H123L126 153H123L124 151H123ZM217 149H218V148H217ZM217 149H215V150H217ZM220 149H222V148H220ZM244 149H243V150H244ZM253 149H255V148H253ZM75 150H76V149H75ZM95 150H96V149H95ZM104 150H105V149H103V153H102V155H101V156H103V158H105V157H104V155H105V154H104ZM106 150H107V149H106ZM106 150H105V151H106ZM108 150H110V148H108ZM108 150H107V151H108ZM115 150H116V149H115ZM131 150H132V149H131ZM250 150H251V149H250ZM250 150H249V151H250ZM24 151H25V150H24ZM43 151H44V150H43ZM45 151H46V150H45ZM63 151H66V150H63ZM93 151H94V150H93ZM98 151H99V149H98ZM107 151H106V153H107V155H108V152H107ZM138 151H139V149H137V152H138ZM202 151H203V150H202ZM206 151H209V150L206 149ZM212 151H213V150H212ZM224 151H225V150H224ZM229 151H230V150H229ZM251 151H252V150H251ZM255 151H256V150H255ZM261 151H262V150H261ZM20 152H21V151H20ZM73 152H74V151H73ZM121 152H122V153H121ZM132 152L136 153L135 150H134V151L132 150ZM132 152H131V153H132ZM220 152H221V151H220ZM236 152H237V151H236ZM244 152H245V151H244ZM247 152H248V151H247ZM253 152H254V151H253ZM41 153H42V152H41ZM44 153H45V152H44ZM48 153H49V152H48ZM66 153H67V152H66ZM69 153H70V152H69ZM71 153H72V151H71ZM71 153H70V154H71ZM76 153H77V152H76ZM83 153H85V154L87 155L88 152H87V153H86V152H83ZM89 153H92V152H89ZM93 153H94V152H93ZM111 153H112V152H111ZM111 153H110V154H111ZM131 153H130V154H131ZM134 153H133V154H134ZM213 153H214V152H213ZM218 153H219V152H218ZM221 153H222V152H221ZM224 153H226V151H225ZM242 153H243V151H242ZM251 153H252V152H251ZM255 153H256V152H255ZM34 154H35V153H34ZM58 154H60V153H58ZM62 154H63V152H62ZM78 154H79V153H78ZM81 154H82V153H81ZM85 154H84V155L82 154V155L85 156ZM116 154H117V153H116ZM116 154H115V156H117ZM216 154H217V153H216ZM227 154H228V153H227ZM230 154H231V153H230ZM230 154H229V155H230ZM238 154H239V153H238ZM249 154H250V153H249ZM257 154H258V153H257ZM260 154H261V153H260ZM260 154H259V155H260ZM41 155H42V154H41ZM45 155H46V154H45ZM56 155H57V154H56ZM56 155H55V156H56ZM60 155H61V154H60ZM74 155H75V152H74ZM79 155H80V154H79ZM92 155H93V154H92ZM111 155L114 156L113 153H112ZM208 155H209V153H208ZM218 155H219V154H218ZM251 155H252V154H251ZM255 155H256V154H255ZM263 155H264V154H263ZM37 156H38V155H37ZM39 156H40V155H39ZM42 156H43V155H42ZM58 156H59V155H58ZM68 156L71 157L70 155H68ZM72 156H73V155H72ZM83 156H82V157H83ZM97 156H98V155H97ZM99 156H100V155H99ZM99 156H98V157H99ZM199 156H200V155H199ZM232 156H233V154H232ZM253 156H254V155H253ZM40 157H41V156H40ZM61 157H62V156H61ZM73 157H74V156H73ZM77 157H79V156H77ZM88 157H89V155H88ZM91 157L94 158V160H97V159H98V157H96V156H95V157L91 156ZM111 157H112V156H110L109 158H111ZM123 157H124L123 161H121L120 159H119V161H118V160H117L118 158H115V157L112 158V159H113V161H115L114 159H116L118 162L121 161L122 166H121V164L119 163V165L121 166L120 168L123 169V167H124L123 170H124L125 172L128 170V171H130L129 173L131 174V173H132L131 171L133 170V168H131V169H128V168L132 165V163L129 165L127 161H126L127 163L125 162V160H126L128 157H127V156H123ZM125 157H126V158H125ZM129 157H130V156H129ZM133 157H134V156H133ZM213 157H214V156H213ZM215 157H216V156H215ZM220 157H221V156H220ZM227 157H228V156H227ZM233 157H234V156H233ZM243 157H244V156H243ZM255 157H256V156H255ZM255 157H254V159H255ZM261 157H262V156H261ZM33 158H34V157H33ZM35 158H36V157H35ZM42 158H43V160H41V162L43 161L42 163H43V164H44V163L46 164L47 161L45 162V161H44L45 158H44V157H41V159H42ZM64 158H65V157H64ZM79 158H80V157H79ZM79 158H78V160H79ZM89 158H90V157H89ZM95 158H97V159H95ZM101 158H102V157H101ZM101 158H99L98 160H100ZM103 158H102V159H103ZM109 158L107 157L106 159L109 160ZM218 158H219V157H218ZM236 158H238V157H236ZM250 158H251V157H250ZM252 158H253V157H252ZM257 158H258V157H257ZM38 159H39V157H38ZM80 159H81V158H80ZM84 159H85V158H84ZM106 159H105V160H106ZM189 159H190V158H189ZM227 159H228V158H227ZM240 159H242V158H240ZM260 159H261V158H260ZM262 159H263V158H262ZM46 160H47V159H46ZM66 160H68V159H66ZM69 160H70V159H69ZM75 160H77V158H76ZM85 160H86V159H85ZM85 160H84V161L82 160V161L85 163ZM90 160H91V158H90ZM228 160H229V159H228ZM243 160H244V159H243ZM243 160H242V161H243ZM249 160H250V159H249ZM39 161H40V160H39ZM87 161H88V158H87ZM87 161H86V162H87ZM92 161H93V160H92ZM113 161L110 160V162H113ZM117 161H116L115 163H117ZM132 161H133V160H132ZM137 161H138V160H137ZM154 161H155V160H154ZM238 161H239V160H238ZM41 162H40V163H41ZM94 162H95V161H93L92 163H94ZM105 162L108 163L107 161H105ZM123 162H125L124 164H127V167H128V168H127L126 166H123ZM130 162H131V161H130ZM201 162H202V161H201ZM203 162H204V161H203ZM48 163H49V162H48ZM74 163H76V162H74ZM80 163H81V162H80ZM89 163H91V162H89ZM103 163H104V162H103ZM103 163H102V164H103ZM236 163H237V162H236ZM236 163H235V165H236ZM254 163H255V162H254ZM78 164H79V163H78ZM81 164H82V163H81ZM85 164H87V163H85ZM95 164H96V163H95ZM104 164H105V163H104ZM110 164H111V163H110ZM112 164H113V166H114V163H112ZM112 164H111V166H112ZM137 164H138V163H137ZM212 164H213V163H212ZM233 164H234V162H233ZM233 164H232V165H233ZM237 164H239V162H238ZM241 164H242V163H240V165H241ZM255 164H256V163H255ZM263 164H264V163H263ZM39 165H40V164H39ZM46 165H47V164H46ZM96 165H97V164H96ZM96 165H95V167L97 168L98 166H96ZM106 165H107V164H106ZM128 165H129V166H128ZM142 165H143V164H142ZM145 165H146V164H145ZM213 165H214V164H213ZM242 165H243V164H242ZM242 165H241V167H242ZM244 165H245V164H244ZM249 165H250V164H249ZM260 165H261V164H260ZM43 166H44V165H43ZM67 166H68V165H67ZM73 166H77V165H73ZM73 166H71V167H73ZM80 166H81V165H80ZM89 166H90V165H89ZM104 166H105V165H104ZM111 166H107L108 169H105V170H106V171L109 170V167H111ZM116 166H117V164H115V167H116ZM217 166H218V165H217ZM247 166H248V165H247ZM256 166H257V164H256ZM47 167H48V166H47ZM47 167H46V168H47ZM55 167H56V166H55ZM57 167H60V166H57ZM62 167H63V166H62ZM81 167H82V166H81ZM81 167H80V169L82 170ZM86 167H87V166H86ZM92 167H93V166H92ZM92 167H91V168H92ZM117 167L119 168V166H117ZM125 167H126V168H125ZM150 167H151V166H150ZM210 167H211V166H210ZM219 167H220V166H219ZM236 167H237V165H236ZM87 168H88V167H87ZM87 168H86V169H87ZM93 168H94V167H93ZM103 168H104V167H103ZM105 168H106V167H105ZM113 168H114V167H113ZM120 168H119V170H120ZM135 168H137V167H135ZM135 168H134V169H135ZM226 168H227V167H226ZM243 168H244V167H243ZM259 168H260V167H259ZM61 169H62V168H61ZM61 169H60V171H61ZM65 169H66V168H65ZM68 169H69V168H68ZM72 169H73V168H72ZM72 169H71L70 171H72ZM78 169H79V168H77V169L74 168L73 171L77 170L78 172H80ZM83 169H84V168H83ZM88 169H89V168H88ZM99 169H100V168H99ZM99 169H98V170L96 169V171H98V173H100V171L102 170V167H101V170H100V171H99ZM138 169H139V168H138ZM223 169H224V168H223ZM253 169H254V168H253ZM260 169H261V168H260ZM57 170H59V169L57 168ZM57 170H55V171L57 172ZM105 170H103V171H105ZM115 170H116V168H115ZM135 170H136V169H135ZM210 170H211V169H210ZM217 170H218V168H217ZM229 170H230V169H229ZM235 170H236V169H235ZM238 170H239V169H238ZM238 170H236V171H238ZM256 170H258V169H256ZM77 171H75V172L77 173ZM83 171H84V170H82V172H83ZM89 171H90V170H89ZM91 171H92V172L90 173V175H89L87 178L90 179V178H91V175H92V173H93V177L90 179V181H91V180H94L93 183L96 184V183H97V180H99V179H96V178H98V177L96 176L97 173H96V172H95V173L93 172L94 169L91 170ZM103 171H102V172H103ZM124 171H123V172H124ZM128 171H127V173H128ZM133 171H134V170H133ZM207 171H208V170H207ZM213 171H214V170H213ZM221 171H222V170H221ZM225 171H227V170H225ZM251 171H252V170H251ZM261 171H262V170H261ZM47 172H49V171H47ZM65 172H66V171H65ZM67 172H69V171H67ZM75 172H74V174H75ZM108 172H109V171H108ZM111 172H112V170H111ZM111 172H109V174H110ZM134 172H135V171H134ZM215 172H216V171H215ZM229 172H230V171H229ZM234 172H235V171H234ZM239 172H242V171H239ZM248 172H249V171H248ZM263 172H264V171H263ZM50 173H51V172H50ZM52 173H54V172H52ZM58 173H59V172H58ZM62 173H63V172H62ZM103 173L105 174V172H103ZM129 173H128V175H127L126 173H122V170H121V179H122V178L125 179L124 177H126V175H127V177H128V176H129ZM227 173H228V172H227ZM237 173H238V172H237ZM245 173H247V172H245ZM260 173H261V172H260ZM60 174H61V172H60ZM70 174H71V176L73 175V174L70 172V173H69L68 175H66V176L68 177ZM94 174H95V176H94ZM107 174H108V173H107ZM112 174H113V173H112ZM112 174H111V175H112ZM118 174H119V172H118ZM218 174H219V173H218ZM220 174H221V173H220ZM231 174H232V173H231ZM242 174H243V173H242ZM242 174H240V175H242ZM248 174H249V173H248ZM250 174H251V173H250ZM250 174H249V175H250ZM56 175H57V174H56ZM63 175H64V174H63ZM97 175H98V174H97ZM105 175H106V174H105ZM113 175H114V174H113ZM116 175H117V174H116ZM119 175H120V174H119ZM119 175H118V176H119ZM122 175H123V176L125 175V176L123 177ZM133 175H134V173H133ZM135 175H136V173H135ZM202 175H203V174H202ZM240 175H239V176H240ZM261 175H262V174H261ZM51 176H52V175H51ZM100 176H103V179H104V175H103V174H102V175L99 174V178H100ZM108 176H109V175H108ZM130 176H131V175H130ZM214 176H215V175H214ZM234 176H235V175H234ZM237 176H238V175H237ZM258 176H259V174H258ZM106 177H107V176H106ZM131 177H132V176H131ZM192 177H193V176H192ZM212 177H213V176H212ZM240 177H241V176H240ZM83 178H84V177H83ZM87 178H85L84 181L86 180V182L88 183ZM107 178H108V177H107ZM109 178H110V177H109ZM118 178H119V177H118ZM257 178H258V177H257ZM81 179H82V178H81ZM101 179H102V177H101ZM105 179H106V178H105ZM111 179H112V177H111ZM128 179H129V178H128ZM134 179H135V177H134ZM134 179H133V180H134ZM260 179H261V178H260ZM44 180H45V179H44ZM115 180H116V179L114 178V181H115ZM133 180L131 179V181H133ZM218 180H219V179H218ZM234 180H235V179H234ZM239 180H240V179H239ZM54 181H55V180H54ZM84 181L82 182L83 184H85ZM90 181H89V183H88V186L90 185V187H91V189H92V188H94L95 186H94L93 184H91L92 181H91V182H90ZM95 181H96V182H95ZM108 181H109V180H108ZM114 181H113V183H114ZM116 181H117V180H116ZM118 181H120V180H118ZM118 181H117V182H118ZM128 181H130V180H128ZM229 181H230V179H229ZM237 181H238V180H237ZM257 181H258V180H257ZM260 181H261V180H260ZM62 182H63V181H62ZM102 182H105V181H102ZM252 182H253V181H252ZM262 182H263V181H262ZM79 183H80V182H79ZM87 183H86V185H87ZM100 183H101V182H100ZM100 183H98V184L100 185ZM109 183H110V182H109ZM109 183H108V184H109ZM120 183H122V181H120ZM123 183H124V182H123ZM129 183H130V182H129ZM83 184H82V185H83ZM98 184H97V185H98ZM103 184H104V183H102V185H103ZM106 184H107V181H106ZM111 184H112V183H111ZM133 184H134V183H133ZM133 184H132V183L129 184V185H132V186H131V189H134V187H135V186L133 187ZM221 184H222V183H221ZM55 185H56V184H55ZM86 185H85V186H86ZM91 185H93L94 187L91 186ZM122 185H125V184H121V186H122ZM230 185H231V184H230ZM233 185H234V184H233ZM239 185H241V184L239 183ZM250 185H251V184H250ZM252 185L254 186L255 183L252 184ZM51 186H52V185H51ZM73 186H74V184H73ZM109 186H110V185H109ZM127 186H128V184L125 185V187H127ZM219 186H220V185H219ZM226 186H227V185H226ZM234 186H235V185H234ZM236 186H237V185H236ZM100 187H101V185H100L98 188H100ZM111 187H112V186H111ZM122 187H123V188L120 189V190L122 191V192H121L122 194H121L120 192H119L120 194H117V196L120 195V196H119V199H118V197H116V196L113 197L114 200H116L115 203L117 202V200L119 201L120 199H121L120 201L123 202V200L125 199L124 197L127 196L128 192L130 193V191H128L126 188L124 189V186H122ZM132 187H133V188H132ZM141 187H142V186H141ZM154 187H155V186H154ZM213 187H214V186H213ZM216 187H217V186H216ZM242 187H243V186H242ZM247 187H248V186H247ZM255 187H256V186H255ZM80 188H82V187L80 186ZM83 188H85V187H83ZM86 188L89 189V187H86ZM98 188H97V190H98ZM114 188H115V187H114ZM119 188H120V187H119ZM128 188H129V187H128ZM156 188H157V187H156ZM220 188H221V187H220ZM74 189H75V188H74ZM94 189H95V188H94ZM94 189H93V190H94ZM102 189H103V188H102ZM108 189H110V188L108 187ZM108 189H106V190H107L106 192H109ZM112 189H113V188H112ZM123 189H124V190H123ZM129 189H130V188H129ZM145 189H146V188H145ZM145 189H144V190H145ZM228 189H229V188H228ZM230 189H231V186H230ZM238 189H239V187H238ZM240 189H241V188H240ZM244 189H245V188H244ZM251 189H253V188H251ZM97 190H96V191H97ZM125 190H126V191H125ZM135 190H136V189H135ZM214 190H215V189H214ZM219 190H220V189H219ZM253 190H254V189H253ZM86 191H87V190H86ZM89 191H90V189H89ZM113 191H114V189H113ZM116 191L118 192L117 188H116ZM116 191H115V192H116ZM124 191L126 192V194H125ZM131 191L133 192L134 190H131ZM202 191H203V190H202ZM237 191H238V190H237ZM245 191H246V189H245ZM262 191H263V190H262ZM43 192H44V191H43ZM102 192H104V189H103ZM132 192H131V193H132ZM136 192H137V191L133 192V194L136 193ZM214 192H215V191H214ZM228 192H229V191H228ZM247 192H248V190H247ZM259 192H261V191H259ZM263 192H264V191H263ZM91 193H92V191L90 192V194H91ZM93 193H94V192H93ZM96 193H98V192H96ZM100 193H101V190H100V192H99V195H100ZM123 193H124L125 196L123 195ZM131 193L128 194V196H129V195H132ZM221 193H222V192H221ZM223 193H224V192H223ZM240 193H241V192H240ZM250 193H251V192H250ZM252 193H253V191H252ZM252 193H251V194H252ZM88 194H89V193H88ZM90 194L87 195V196H93V194H92V195H90ZM136 194H137V193H136ZM213 194H214V193H213ZM236 194H237V193H236ZM238 194H239V192H238ZM238 194H237V195H238ZM242 194H244V193H242ZM256 194H257V193H256ZM96 195H97V194H96ZM96 195H95V196H96ZM101 195H102V193H101ZM108 195H109V193H108ZM111 195H113V194L111 193ZM111 195H110V198H112ZM115 195H116V194H115ZM122 195H123V196H122ZM134 195H135V194H134ZM204 195H205V194H204ZM258 195H259V194H258ZM262 195H263V194H262ZM72 196H73V195H72ZM103 196H104V195H102V197H103ZM208 196H209V195H208ZM240 196L242 197V195L239 194V197H240ZM249 196H250V195H249ZM97 197H98V196H97ZM100 197H101V196H99V199H102V197H101V198H100ZM115 197H116V198H115ZM189 197H190V196H189ZM214 197H215V196H214ZM229 197H230V196H229ZM244 197H245V196H244ZM261 197H262V196H261ZM90 198H91V197H90ZM93 198H94V197H92L91 199H93ZM131 198H132V197H131ZM145 198H146V197H145ZM191 198H192V197H191ZM242 198H243V197H242ZM242 198H240V199H241L240 202L243 201ZM86 199H88V197H87ZM97 199H98V198H97ZM107 199H108V198H106V200H105V198H104L103 201L106 202ZM127 199L129 200L130 197H129V198L126 197V201H127ZM133 199H134V198H133ZM246 199H247V197H246ZM248 199H249V198H248ZM250 199H251V197H250ZM252 199H254V198H252ZM257 199H258V198H257ZM257 199H256V200H257ZM261 199H262V198H261ZM112 200H113V199H112ZM136 200H138V199H136ZM218 200H219V199H218ZM223 200H224V199H223ZM236 200H237V199H236ZM103 201H102V202H103ZM147 201H148V200H147ZM207 201H208V200H207ZM220 201H222V200H220ZM224 201H225V200H224ZM89 202H90V201H89ZM107 202H108V201H107ZM111 202L114 203V201H111ZM135 202H136V201H135ZM135 202L133 201V203H135ZM201 202H202V201H201ZM210 202H211V201H210ZM249 202H250V201H249ZM253 202H254V200H253ZM82 203H83V202H82ZM113 203H112V204H113ZM115 203H114V204H115ZM117 203H118V202H117ZM117 203H116V205H118ZM127 203L129 204V201H128ZM133 203H132V204H133ZM137 203H138V202H137ZM146 203H147V202H146ZM228 203H229V202H228ZM237 203H238V201H237ZM257 203H258V202H257ZM103 204H104V203H103ZM103 204H102V205H103ZM107 204H108V203H107ZM112 204H109L110 209H112V208H111V207H112V206H111ZM114 204H113V205H114ZM128 204H126V203H125V204H122V207L119 206V209H120V210H121V209L123 210V207L126 205L125 207H127V209L124 207V208H125L124 211L126 210L125 213H127V211H128V213H129V212L131 213V212H132L131 206L133 207V205L130 204V205H129V206H130V209H129V206H127ZM135 204H136V203H135ZM212 204H213V203H212ZM216 204H217V203H216ZM220 204H221V203H220ZM243 204H244V203H243ZM243 204H241V206H242ZM253 204H254V203H253ZM102 205H101L100 207H102ZM104 205H105V204H104ZM116 205H114L113 210H110V212H109V211L107 212V213H108L107 216H106V214H105L106 212L103 211V210H105V208H107V207L103 206L104 209L101 210V212L103 211V213H104L105 215H104L103 213H102V214L100 213L101 216H99V218H100V217H101V218H105V216H106V218H105V219H106V223L109 221V223H107V224H111V225H112V223H110L112 220L110 221L109 218L112 216V214H113L112 212H113V211H114V213H115L114 208L117 207ZM143 205H145V204H143ZM148 205H149V204H148ZM224 205H225V204H224ZM224 205H223V206H224ZM234 205H235V202H234ZM89 206L91 207V205H89ZM115 206H116V207H115ZM134 206H135V205H134ZM235 206H236V205H235ZM252 206H253V205H252ZM65 207H66V206H65ZM90 207H89V208H90ZM103 207H102V208H103ZM137 207H138V206H137ZM146 207H147V206H146ZM227 207H228V206H227ZM248 207H249V206H248ZM29 208H30V207H29ZM76 208H77V207H76ZM87 208H88V206H87ZM117 208H118V207H117ZM142 208H143V206H142ZM147 208H148V207H147ZM162 208H163V207H162ZM251 208H253V207H250V209H251ZM80 209H83V208H80ZM94 209H95V208H94ZM119 209H118V210H119ZM128 209H129V210H128ZM134 209H136V208H134ZM207 209H208V208H207ZM212 209H213V208H212ZM221 209H222V208H221ZM224 209H225V208H224ZM229 209H230V208H229ZM246 209H247V208H246ZM248 209H249V208H248ZM45 210H46V209H45ZM74 210H75V209H74ZM78 210H79V209H78ZM84 210H85V209H84ZM90 210H91V209H90ZM98 210H99V209H98ZM122 210H121L120 212H122ZM138 210H139V208H138ZM143 210H144V209H143ZM145 210H146V209H145ZM149 210H150V209H149ZM227 210H228V209H227ZM231 210H232V208H231ZM238 210H239V209H238ZM49 211H51V210H49ZM72 211H73V210H72ZM80 211H81V210H80ZM91 211H92V210H91ZM96 211H97V209H96ZM111 211H112V212H111ZM124 211H123V212H124ZM136 211H137V210H136ZM216 211H217V210H216ZM219 211H220V210H219ZM236 211H237V210H236ZM244 211H245V209H244ZM75 212H76V211H75ZM89 212H90V211H89ZM92 212H93V211H92ZM94 212H95V211H94ZM116 212H118V211H116ZM120 212H119V213H120ZM134 212H135V211H134ZM134 212H133V214H134ZM139 212H140V210H139ZM213 212H214V210H213ZM221 212H222V211H221ZM249 212H250V211H249ZM256 212H257V210H256ZM81 213H82V212H81ZM86 213H88V212H86ZM110 213H112V214L110 215V217H108V215H109ZM119 213H118V214L116 213V214H114V215H115V216H116V215H119ZM125 213H124V214H125ZM128 213H127V215L130 214V213H129V214H128ZM157 213H158V212H157ZM207 213H208V212H207ZM229 213H230V212H229ZM260 213H261V212H260ZM68 214H69V213H68ZM82 214H83V213H82ZM158 214H159V213H158ZM162 214H163V213H162ZM217 214H218V213H217ZM224 214H225V213H224ZM227 214H228V213H227ZM239 214H240V213H239ZM93 215H96V214H93ZM98 215H99V214H98ZM102 215H104V216L102 217ZM136 215H137V214H136ZM139 215H140V214H139ZM208 215H209V214H208ZM228 215H229V214H228ZM256 215H257V214H256ZM263 215H264V214H263ZM48 216H49V215H48ZM89 216H90V215H89ZM115 216H114V217H111L110 219L115 218ZM131 216H132V214H131ZM218 216H219V215H218ZM223 216H224V215H223ZM242 216H243V215H242ZM254 216H255V214H254ZM258 216H259V214H258ZM258 216H257V217H258ZM260 216H261V215H260ZM121 217H122V216H121ZM124 217H125V216H123V218H124ZM132 217H136V216H132ZM137 217H138V216H137ZM226 217H227V216H226ZM226 217H225V219H227ZM235 217H236V215H235ZM244 217H245V216H244ZM248 217H249V216H248ZM95 218H97V217L95 216ZM95 218H94V219L92 218V219H93L92 222L96 220ZM107 218H108V221H107ZM118 218H120V217H118ZM128 218H129V217H128ZM128 218H127V219H128ZM143 218H144V217H143ZM174 218H175V215H174ZM250 218L252 219V217H250ZM253 218H254V217H253ZM105 219H103V220H105ZM124 219H125V218H124ZM129 219H130V220H129ZM129 219H128V221L131 222V219H133V218H129ZM175 219H176V218H175ZM204 219H206V217H204ZM221 219H222V217H221ZM221 219H220V220H221ZM246 219H247V217H246ZM259 219H260V218H259ZM261 219H264V217H263V218L261 217ZM33 220H34V219H33ZM36 220H37V219H36ZM44 220H45V219H44ZM44 220H43V221H44ZM97 220H98V219H97ZM103 220H102V221H103ZM115 220H116V222H117V218H116ZM115 220H113V221L115 222ZM121 220H122V219H121ZM144 220H145V219H144ZM146 220H147V219H146ZM212 220H213V219H212ZM227 220H228V219H227ZM231 220H232V219H231ZM234 220H235V219H234ZM41 221H42V220H41ZM49 221H50V220H49ZM86 221H87V220H86ZM98 221H99V220H98ZM102 221L100 220L99 222H102ZM113 221H112V222H113ZM118 221H119V222H122V224L125 223V222L123 223V221H120L119 219H118ZM124 221H127V220H124ZM132 221H133V220H132ZM139 221H140V220H139ZM176 221H177V220H176ZM249 221H250V220H249ZM249 221H247V222H249ZM254 221H256V220H254ZM257 221H258V220H257ZM261 221H262V220H261ZM263 221H264V220H263ZM34 222H35V221H34ZM56 222H57V221H56ZM99 222H98V223H99ZM103 222H104V221H103ZM134 222H135V221H134ZM145 222H146V221H145ZM145 222H144V223H145ZM207 222H208V221H207ZM209 222H210V221H209ZM213 222H214V221H213ZM223 222H224V221H223ZM223 222H222V223H223ZM250 222H251V221H250ZM250 222H249V223H250ZM259 222H260V221H259ZM31 223H33V222H31ZM93 223H94V222H93ZM106 223H105V224H106ZM131 223H132V222H131ZM137 223H138V222H137ZM144 223H143V224H144ZM204 223H205V221H204ZM215 223H216V222H215ZM236 223H238V222H236ZM245 223H246V221H245ZM256 223H257V222H256ZM35 224H37V223H34V225H33L34 227L31 226V229L37 227V225H35ZM85 224H86V223H85ZM85 224H84V226H85ZM90 224H91V223H90ZM90 224L88 225L89 227H90ZM95 224H96V222H95ZM95 224H94V226H95ZM116 224H117V223H116ZM116 224H115V225H116ZM129 224H130V223H128V226L131 225V224H130V225H129ZM147 224H148V222H147ZM226 224H227V223H226ZM263 224H264V223H263ZM263 224H259V225H263ZM91 225H93V224H91ZM103 225H104V224L101 223L100 227L103 226ZM120 225H121V224H120ZM120 225H118V227H120ZM171 225H172V224H171ZM218 225H219V224H218ZM233 225H234V224H233ZM241 225H243V224H241ZM246 225H248V223H247ZM259 225H258V226H259ZM35 226H36V227H35ZM96 226H97V225H96ZM109 226H110V225H109ZM112 226H114V225H112ZM125 226L127 227V222H126V225H125ZM133 226H134V225H133ZM145 226H146V225H145ZM149 226H150V225H149ZM216 226H217V225H216ZM238 226H239V225H238ZM256 226H257V225H256ZM256 226H255V227H256ZM82 227H83V226H82ZM86 227H87V226H86ZM86 227H85V228H86ZM98 227H99V226H98ZM110 227H111V226H110ZM122 227H123V226H121V229H122ZM131 227H132V226H131ZM131 227H130V228H131ZM134 227H135V226H134ZM139 227H140V226H139ZM180 227H181V226H180ZM214 227H215V226H214ZM226 227H227V226H226ZM231 227H232V226H231ZM244 227H245V226H244ZM244 227H243V229H244ZM251 227H252V225H251ZM29 228H30V227H29ZM95 228H96V227H95ZM123 228H125V227H123ZM183 228H184V227H183ZM185 228H186V227H185ZM80 229H81V227H80ZM91 229H93V226H92ZM91 229H90V230H91ZM111 229H114V227H112ZM115 229H116V226H115ZM115 229L112 230V231L115 232ZM121 229H118V232H119V230H121ZM128 229H129V228H128ZM131 229H134V228H131ZM139 229L141 230V228H139ZM174 229H175V228H174ZM174 229H172V230H174ZM211 229H212V228H211ZM222 229H223V228H222ZM230 229H231V228H230ZM234 229H235V228H234ZM243 229H242V230H243ZM247 229H248V228H247ZM247 229H246V230H247ZM34 230H35V229H34ZM93 230H96V229H93ZM143 230H144V227H143ZM209 230H210V229H209ZM215 230H216V229H215ZM237 230H238V229H237ZM248 230H249V229H248ZM250 230H251V229H250ZM257 230H259V232H261V231H260V230H261L260 228H259V229L257 228ZM103 231H104V230H103ZM116 231H117V230H116ZM121 231H123V229H122ZM121 231H120V232H121ZM127 231H128V230L126 229V232H127ZM67 232H68V231H67ZM98 232H99V231H98ZM114 232H112V234H114ZM123 232H124V231H123ZM131 232H134V231L132 230ZM139 232H140V231H139ZM146 232H147V231H146ZM162 232H164V231H162ZM220 232H221V231H220ZM241 232H242V231H241ZM115 233H116V232H115ZM129 233H130V232H128V233H126V234H129ZM225 233H226V232H225ZM118 234H119V233H118ZM131 234H132V233H131ZM133 234H136V233H133ZM133 234H132V235H133ZM243 234H244V233H243ZM248 234H251V233L248 232ZM248 234H247V235H248ZM255 234H256V233H255ZM104 235H105V232L103 233V236H104ZM108 235H110V234H108ZM123 235H124L125 240H127V236L125 237V232H124ZM195 235H196V233H195ZM223 235H224V234H223ZM225 235H226V234H225ZM251 235H252V234H251ZM257 235H258V234H257ZM103 236H101V237L103 238ZM110 236H111V235H110ZM119 236H120V235H119ZM157 236H158V235H157ZM168 236H170V235H168ZM213 236H214V235H213ZM215 236H216V235H215ZM245 236H246V234H245ZM53 237H54V236H53ZM105 237H106V236H105ZM105 237H104V238H105ZM128 237H131V236H128ZM133 237H136V235H134ZM137 237H138V236H137ZM145 237H146V235H145ZM164 237H165V236H164ZM195 237H196V236H195ZM199 237H200V236H199ZM205 237H206V236H205ZM205 237H204V238H205ZM207 237H208V236H207ZM259 237H260V236H259ZM261 237H262V236H261ZM261 237H260V238H261ZM102 238H101V239H102ZM124 238H123V239H124ZM186 238L188 239V237H186ZM197 238H198V237H197ZM209 238H210V237H209ZM229 238H230V237H229ZM236 238H237V237H236ZM238 238H239V237H238ZM240 238H241V237H240ZM242 238H244V237H242ZM121 239H122V235H121ZM130 239H131V238H130ZM130 239L127 241L128 243H129ZM135 239H136V238H135ZM149 239H150V238H149ZM183 239H184V238H183ZM221 239H222V238H221ZM261 239H262V238H261ZM261 239H260V241H261ZM157 240H158V239H157ZM204 240H205V239H204ZM211 240H212V239H211ZM222 240H223V239H222ZM255 240H256V239H255ZM100 241H101V240H100ZM102 241H103V240H102ZM105 241H106V238H105V240H104L103 242H105ZM111 241H112V240H111ZM117 241H118V240H116V242H117ZM120 241H122V242H120ZM120 241H119L118 243H123V244H125V243L123 242V240H120ZM131 241H132V239H131ZM141 241H142V240H141ZM144 241H146V240H144ZM201 241H202V240H201ZM217 241H218V240H217ZM230 241H231V240H230ZM242 241H243V239H242ZM249 241H250V240H249ZM263 241H264V240H263ZM114 242H115V241H114ZM127 242H126V244L128 245ZM133 242H134V239H133ZM133 242H132V246H133V244H134ZM137 242H138V238H137ZM211 242H212V241H211ZM238 242H239V241H238ZM245 242H246V241H245ZM110 243H111V242H110ZM135 243H136V242H135ZM186 243H187V242H186ZM204 243H205V242H204ZM255 243H256V242H255ZM115 244H116V243H115ZM129 244H131V243H129ZM154 244H155V242H154ZM173 244H174V243H173ZM176 244H177V242H176ZM211 244H212V243H211ZM216 244H217V243H216ZM223 244H224V243H223ZM243 244H244V243H243ZM243 244H242V245H243ZM127 245H125V246H127ZM147 245H148V244H147ZM179 245H180V244H179ZM229 245H230V243H229ZM247 245H248V244H247ZM120 246H121V245H120ZM135 246H136V245H135ZM137 246H138V245H137ZM137 246H136V247H137ZM144 246H145V245H144ZM170 246H172V245H170ZM212 246H213V245H212ZM237 246H238V245H237ZM251 246H252V245H250V247H251ZM263 246H264V245H263ZM130 247H131V246H130ZM133 247H134V246H133ZM136 247H135V248H136ZM159 247H160V246H159ZM197 247H198V246H197ZM201 247H202V246H201ZM210 247H211V246H210ZM224 247H225V246H224ZM224 247H223V248H224ZM121 248L123 249L124 247H120V251H118V252H120V253H121ZM127 248H129V247L127 246ZM138 248H139V247H138ZM152 248H153V247H152ZM168 248H169V247H168ZM189 248H190V247H189ZM215 248H216V247H215ZM239 248H240V247H239ZM118 249H119V247H118ZM141 249H142V248H140V250H141ZM153 249H154V248H153ZM176 249H177V247H176ZM229 249H230V248H229ZM237 249H238V248H237ZM244 249H245V248H244ZM248 249H249V247H248ZM257 249H258V248H257ZM123 250H124V249H123ZM130 250H131V249H130ZM130 250H129V251H130ZM136 250H137V249H136ZM155 250H156V249H155ZM157 250H158V249H157ZM227 250H228V249H227ZM227 250H226V251H227ZM239 250H240V249H239ZM245 250H246V249H245ZM259 250H260V249H259ZM261 250H262V249H261ZM127 251H128V250H127ZM133 251H134V250H133ZM180 251H181V249H180ZM186 251H187V250H186ZM213 251H214V250H213ZM234 251H235V250H234ZM249 251H250V250H249ZM249 251H248V253H249ZM255 251H256V250H255ZM124 252H126V249H125ZM131 252H132V251H131ZM131 252H130V253H131ZM200 252H201V251H200ZM238 252H239V251H238ZM243 252H244V251H243ZM245 252H246V251H245ZM250 252H251V251H250ZM253 252H254V251H253ZM259 252H260V251H259ZM116 253H117V252H116ZM136 253H137V251H136ZM138 253H139V255H140L139 250H138ZM179 253H180V252H179ZM204 253H205V252H204ZM208 253H209V252H208ZM219 253H220V252H219ZM227 253H228V255H229V252H228V251H227ZM251 253H252V252H251ZM254 253H255V252H254ZM254 253H253V254H254ZM263 253H264V252H263ZM187 254H188V253H187ZM206 254H207V253H206ZM240 254H241V252H240ZM256 254H259V255H260V253H256ZM134 255H136V254H134ZM134 255H133V256H134ZM211 255H212V254H211ZM228 255H227V256H228ZM101 256H102V255H101ZM150 256H151V255H150ZM154 256H155V255H154ZM198 256H199V255H198ZM225 256H226V255H225ZM227 256H226V257H227ZM252 256H253V255H252ZM260 256H261V255H260ZM110 257H111V256H110ZM216 257H217V256H216ZM218 257H219V256H218ZM220 257H221V256H220ZM246 257H247V256H246ZM248 257H249V256H248ZM250 257H251V256H250ZM257 257H258V256H257ZM119 258H120V257H119ZM121 258H122V257H121ZM134 258H135V256H134ZM134 258H132V259H134ZM137 258H138V257H137ZM152 258H153V257H152ZM197 258H198V257H197ZM197 258H196V259H197ZM202 258H205V257H202ZM232 258H233V257H232ZM232 258H231V259H232ZM240 258H241V257H240ZM252 258H253V257H252ZM109 259H110V258H109ZM111 259H112V258H111ZM194 259H195V258H194ZM213 259H214V258H213ZM217 259H218V258H217ZM227 259H228V257H227ZM229 259H230V258H229ZM242 259H243V258H242ZM245 259H246V258H245ZM245 259H244V260H245ZM248 259H249V258H248ZM248 259H247V260H248ZM254 259H255V258H254ZM254 259H253V260H254ZM129 260H130V259H129ZM129 260H127V261H129ZM138 260H139V259H138ZM178 260H179V259H178ZM181 260H182V259H181ZM259 260H260V258H259ZM259 260H258V261H259ZM108 261H109V260H108ZM125 261H126V259H125ZM134 261H135V260H133V262H134ZM248 261H249V260H248ZM254 261H255V260H254ZM116 262H117V261H116ZM130 262H131V261H130ZM183 262H184V261H183ZM195 262H196V261H195ZM250 262H251V261H250ZM136 263H137V261H136ZM138 263H139V262H138ZM199 263H200V262H199ZM206 263H207V262H206ZM225 263H226V262H225ZM252 263H253V262H252ZM60 264H61V263H60ZM96 264H97V263H96ZM121 264H122V263H121ZM134 264H135V263H134ZM255 264H256V263H255Z\"/></svg>",
  "mask_w": 264,
  "mask_h": 264
}]
</instances>
